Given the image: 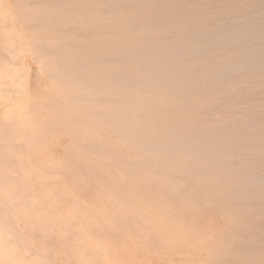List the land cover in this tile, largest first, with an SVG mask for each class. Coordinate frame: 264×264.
<instances>
[{"label":"rangeland","instance_id":"1","mask_svg":"<svg viewBox=\"0 0 264 264\" xmlns=\"http://www.w3.org/2000/svg\"><path fill=\"white\" fill-rule=\"evenodd\" d=\"M29 1L30 2L37 1V3L34 2L33 5H30L33 2L30 3ZM29 1L26 0V2H25V0H0V79L2 78L1 80L2 81L4 80V82L0 81V88L5 89V91L7 90V87H8V89H10V90H7V92H5L4 90H2V91L0 90V230H1L0 231V259H1L0 262H1V264H3V263L4 264H7V263L8 264L9 263L10 264H15V263L16 264H19V263L20 264H119V262H120V264H185V263L186 264H194V263L195 264H218V261L220 262L219 264H225V261H223L224 259L225 260L227 259L226 264H229V263L230 264H232V263L233 264H241V262L243 264H246L245 262H247V264H251V263L252 264H258L262 260L264 262V245H263L264 244V233H263L264 232V226H263L264 224L262 225V223H264V197H263L264 196V189H263L264 188V182L262 183V181L264 180V174H263L264 173L263 172L264 171V169H263L264 168L263 167L264 156H262V155H264V153L259 152L260 146H261V150L264 149V147L262 146L264 142L263 143L259 142V140L261 141L263 139V135H264V129H262V128H264V120L263 121L261 120V119H264V115L261 114V113L264 114V112H261L262 110H264V107H263L264 98H263V100L258 99L260 97H261L260 99H262V97L264 95V67H263L264 66L263 65L264 64V60H263L264 59V34H263L264 33V11H263L264 5H263V2L264 1L263 0H244V1L243 0H235L237 2H234V0L233 1L232 0H202L203 2H201V0H200V2H199V0H150V1L149 0H138V1L137 0H134V1L130 0V2H131L130 3L129 0H127L128 3H130L128 5H132V6H128L126 4L127 1L124 2L122 0L120 2L118 0L119 2H117V0L116 1L115 0H104L105 2L101 1L100 3L101 4L106 3V4L104 6L99 4V6H98V10H101V12L97 11L99 17L101 16V18H98V21H95V22L92 20L87 21L90 25H91V23H92V25H95L97 23L96 26H94V27H97V28L99 27L98 30L100 29V27L103 28V27H105L104 25H107L105 28L106 30L104 32H102L104 29L103 28L101 30L102 33L100 32V34H103V33L105 34V32H106V36L100 35L102 37L101 38L102 41L99 40L100 38H97L98 44H105L106 42H104V41H107V42L112 41V38L123 37L122 39H124V38L127 39V41H129L128 42L129 44L131 43L133 45L136 42L135 43V45H136L137 43L140 44V42H137V41L140 38H143V36H145L144 38H146L147 44H148V41H151L150 42L151 44L154 43L153 46H151V47L156 49L154 51H157V49H159L158 53H161L160 51H162V53H164V52L170 51V49H171V52H172V50L177 51V52L174 51L176 53L172 52L173 55H175V57H171L173 55H169V57H167V55H165V58H164V55L163 56L159 55V56L151 58L152 60H155V62L150 59V63H153V65H156V63H157L156 68H154L155 66L153 67L152 64L149 66V63L146 66L147 69L145 67H143V70H144L146 75H147L146 72H149L151 74L152 71H153L152 73L156 74V76H155V74H151V76H152L151 79L154 78L152 80H150V77H148V75L146 76L143 74V72H142L143 70L139 71V68H140V67H138L139 65L138 66L136 65L137 70L135 69L136 66H134V65H133L134 68H131V69L135 70V71L133 70L134 74L139 73L141 76H144L145 79L148 78L146 82H149L150 84L154 83V87L155 88L159 87L161 92L163 90H165V88H166L165 92H162V93L167 94L166 91L168 92V94H167L168 96H166L164 94L167 97V99L165 97V100H164L163 99L164 95L162 96V93L159 91L158 88H157L158 89L157 91L160 92L161 94L158 93L157 91H155L156 89H154L153 85L151 84V87H153V89H152L153 91H151L150 93L151 94L154 93V95L152 94V97L155 96L154 98L156 99V101H154V103H155L154 104L153 99H152L151 103H149V104H152L153 107L151 106V108H149V110H146V109H148L149 106L144 104V100L143 101L140 100L142 98V96H140L141 97L140 98L139 95H142L143 94L142 92L144 90L146 91L147 88L143 89V87L142 88L140 87L138 89H142V90L139 93H142V94H136L135 93L136 95H134L132 92V94L130 96V92H128L129 95L127 93L126 94L124 93L125 91L128 90L127 88H126L127 90L126 89L122 90V88H124L127 85H123L124 87L121 85L120 86V87H122L121 90H122V92L124 91L123 94L128 95L129 97L125 96V98H124L122 96L124 100H122L120 104L122 106L127 107V105H125V103L128 104L130 102L129 100H133V102L137 101L138 103H139V101H141V103L143 102L145 108L142 109V106H141L142 104L138 105L137 103H136V107H137V105L140 106L141 109L140 108H138V109L143 110V112H141L140 110H137V108H135V107H132L134 104L132 105L133 102L132 103L130 102V104L132 105L131 107L134 108V110L135 109L137 110V111L136 110L134 111L133 109H131L134 111L133 114L134 115L139 114L138 117L141 116L142 114H144V115H142V118H143V116H146V117L148 116L147 119L148 118L152 119L153 115L155 116L156 113L158 114L160 112V110H161L160 106L162 105V100H163V103H165L166 100H167V102L170 100L172 101V99H170V98H173V97H170V95L171 94L175 95V94H178V91H182L181 90L182 87H180V85H183L182 83H184V86H183L184 91L179 92V93H181V95L185 96V97H189L191 95L190 96L191 99L193 97L196 98L198 96L196 98V100H194V98H193V100L195 102L192 100L194 102L193 103L190 100V97H189L190 101L184 97L185 101L186 100L188 101V102L187 101L185 102L184 98L182 96H181V98H183V100L181 98H179L178 95H175L176 98H174V100H176L177 103H174V100H173V102L170 101L171 103H168L169 106H171L170 108L172 109V106H173V110H175L174 106L176 105V110L178 107V109L181 111V108H179V107L183 108V106L185 105L186 111L182 112V114H176V113H174V111H171L169 108L170 111L165 110V111H162L163 114H161L162 117L165 116V118H166L170 115L169 113L167 115V112H170V113L172 112V114L170 116L174 120H172V119L169 120L171 122V126L172 125H178V124L179 125L182 124L183 126L185 125L184 127H186V129H184L182 126V128L184 129V130L182 129V131H179V130H181V126H175V127L172 126L176 130L178 129V127H180L177 130V133L179 132L178 137H180V138L177 137V133L174 134V129L169 127L170 124H169L168 120H167L168 121L167 123H165L166 120H164L163 122L161 121L165 118L163 117V119H162V117L159 114L158 115L161 117L160 119H159V117H158V119L156 118L158 115L155 116L156 119L153 118V119H155L156 122H153L154 121L153 119H152L153 121L149 120L152 123L147 121V119H145V118L142 119L140 117V119H138L140 122L143 121L144 119L147 122L146 123L144 121L145 123L143 124V128L141 127L142 128L141 130H143V129L147 130V128L150 129V125L145 126V124H151L153 129H151V131L147 130V132H149V135H150V132L152 133L151 135H153V132L156 130L155 128H157L156 126L154 128L153 124H155V123L159 124L160 123V125L158 126V124H157V126H158V128L159 127L161 128V126H162L161 130L159 128V130H160L159 131L157 128L156 131L159 134L157 135L156 134L157 132L155 131L156 133L155 132L154 133L156 135L154 134L153 137H155V136H157L158 138L162 137V136H160L161 135L160 133H162V134L164 133V135H163L164 138H165V136L169 135V136H167V138L169 140H167L165 138L161 141V139L157 138L158 141H161L162 143L163 142L166 143L168 141H171L173 139V138L171 139V137H176V140H175L176 142H179V141L183 142L185 137H186V139L188 140V143L190 145L187 143H186L187 145L184 144L185 148L182 146L183 143L182 144H181V142L176 143L174 141V139L172 141L175 142L176 144H174L172 141H171V143H173L174 145L180 144L183 148H181V146H179V148L174 149V148L178 147V145L175 147L173 144L172 145L168 144L170 149L172 148L174 151L170 150V149H167V150H169V151H167L166 148H169V147H167L166 144H165L166 148L164 147L165 148L164 150L166 152L171 153L173 151L172 152L173 156L178 157V155H179V157L181 159H183V158L185 159V160L183 159L182 161L180 160L179 157L178 158L174 157V158H176L175 159L176 161H175L173 159V156L171 157L172 154L170 155L167 153V155H166V153H164V155H163V153H162L163 149H162L161 154H159L160 153L159 149L162 148V145H164V144H162V145H161V143L157 144L158 141L156 140V137L154 139H152L153 137H150L149 135L148 136L150 138H148L147 136H144L145 134H147V133L144 134V131H142L143 133H141L140 135L144 134L142 136H144L145 139L147 137L148 141H146L147 139L145 140L144 137L142 138V136H138L140 132L137 133V131H136L133 134V131H131V130L135 131L136 129H134L135 127L133 129H131L132 127L130 125L129 126L131 128L128 125L127 126L131 129L130 130L131 132L129 131L128 127L124 128L125 130H126V128L128 129L127 130L128 133L130 132L128 134L129 136L131 133L133 134V135L131 134L132 138L130 137V140H135V138H136L135 136H138L141 139L137 137L138 140L140 139L139 142L136 141L137 145L132 144V143H135V141H129V142H131L132 145H136V146H138V143H139L140 146L142 145V148L140 149V147L139 148L134 147L129 142L126 143V141L129 140L128 139L129 136L126 134L127 131L125 133L124 130L121 131L120 129H118L117 127H120L121 123L119 121L118 123H120V124H118L117 120H116L117 117H118V119L121 117L120 114H124V113H121L122 111L117 112V108L115 109L116 112H115V110H113V112L111 110H109L108 107H110V109L115 107V103L111 102L112 103L111 104L109 99H108V101H109L108 103L111 105L114 104L113 107L109 106V105L106 106L105 104H103L104 101L102 102V100H101L102 104L106 107H104L103 105H102V107H104V108L100 107V105H101L100 101H99L100 105H97V103H95V107H99L100 110L101 109L103 110V112L102 111L98 112L97 110H95V111L92 110V111H93V114H95V115H96V113H101L100 117H102V118H100V119L102 120V122L104 121L105 123L107 121H105L104 118H106V119L109 118V120H111L110 117L112 118L114 116L113 114H116L115 120H116V123L120 126L115 127L116 125H114L113 127L111 126L112 127L111 128L110 125H108L109 120L107 119L108 122H107L106 126L108 127V129L110 127V131H107V127L103 124L104 122L99 124V121L101 122V120L99 118L95 117L96 119H99V121L96 120L95 118H93V120H95V122H92V120L91 121L88 120V119H92L93 116L90 118H88V117L86 118V115L89 114L88 112L90 111V108H89V111L87 113L85 112L86 115H84V113H83V117H82V112L85 110H88L86 108H81L82 109L81 112L77 111L79 114L81 113V116L79 115L80 117L78 116V114H76L77 112L73 114V111L75 112V108H77L78 106L76 104L75 105L77 107L75 105L72 106L70 102H67V100H69V98H67L65 96L63 97L60 95L65 94L66 92H68V90L72 91L73 88H75L76 86L73 88L66 87L67 91L64 93L63 89L65 90V87L62 85L61 81H59L60 78L58 80V77L55 76L57 81L54 78H52L53 81L51 80V82H50V80H48V78L47 79L45 78L48 76L49 73L47 72L48 74L46 73L47 74L46 75L43 71L46 72V71L52 70L53 67L48 66L49 68H51V69H49L46 66L45 62H42V59L44 57L43 55L41 56L42 59L38 58L40 60V61L38 60L39 61L38 62L34 58L35 57V55H33L34 53L31 52V49L33 52H37V50H39L40 47H37L36 45L39 44L42 47L43 43H44V39L46 42L45 44H47V41H46L47 38H45V37H47L46 36L47 34L43 35L45 37L40 35V34H45V31L43 29V28L46 29L45 25L40 24L42 26H45L42 28L43 30H41L40 29L41 26L39 24H37V25L35 24L36 22L37 23L43 22L40 19H39V21H37L38 17L41 18L40 17L41 14L38 13V15H36L34 17H28V13L26 12V10L32 9V7H35L39 1L38 0H29ZM141 1L144 3H141ZM227 1L228 2L230 1V2L227 3ZM86 2H87V0L85 1V3ZM89 2L91 4H94L92 0L91 1L88 0V2L86 3L87 5L89 4L88 6L91 5ZM122 2H124V3H122ZM135 2L137 4H138V2L141 4L137 5ZM149 2L151 4H149ZM155 3H157V4H155ZM191 3H193L194 5ZM199 3H200V5H199ZM107 4L110 5L111 7L109 8ZM114 4H116V5L117 4H120V5L126 4L127 6L125 5V8H124L122 6H119V5L116 6ZM258 4H259V6H258ZM20 5H22L24 7L22 8V6H20ZM106 6L109 8L108 10L106 9L107 8ZM136 6H138V7H136ZM169 6H172L173 9L167 10V7H169ZM188 6L190 7L191 11H190ZM232 6H234L235 8ZM117 7L118 8L122 7V8L118 9ZM129 7L130 8L134 7V9L131 8L129 10ZM141 7L144 9H141ZM199 7H204V8H199ZM229 7H231V9L232 8L233 9L231 10ZM92 8H94V6H92ZM103 8H105L104 9L105 11L102 10ZM111 8H112V11H110ZM163 8H164V10H163ZM121 9H123V10H121ZM174 9L176 11H178L180 9V11H179L180 13H179V16H177V18L175 16L178 12L175 11L176 12V14H175ZM113 10H116V12H117V14L115 16L113 14V12H114ZM142 10H144V11H142ZM166 10L168 11V13H169V11L172 12V10H173V12L171 14L174 13L175 16H173L174 14L170 16V14H168V13H167L168 15L164 16V14H166L165 12H167ZM181 10L184 12L183 14L185 16H183V14H181V12H182ZM149 11H151V12H149ZM211 11H216V12L211 13ZM102 12L103 13L105 12V14H103ZM108 12H109V14H111V12H112L111 15L108 14L110 17L106 14ZM116 12H114V13H116ZM130 12H132V13H130ZM147 12H148V14H147ZM154 12H155V14H154ZM161 12L163 13L162 15H160ZM190 12H191V15L189 16ZM238 12H240L241 14ZM151 13H153V15ZM25 14H27V15H25ZM237 14H238V16H237ZM104 16H106V17H104ZM128 16L131 17V19L128 18ZM145 16L148 18L147 20H145L146 19ZM148 16H150V17H148ZM132 17H134V19H132ZM140 17L141 18L144 17V20H143V18L139 19ZM154 17H157V19H155ZM27 18L30 19V23H29ZM31 18H36V19L33 20ZM110 18H113L112 21H110ZM122 18H126V19L123 20ZM135 18H136V20H135ZM100 19H101V21L104 20L103 21L104 23L101 22ZM158 19L161 20L162 23L165 21L167 24L168 23L169 24L167 25L165 22L163 24L160 22L161 23L160 24L159 22H157V21H159ZM168 19H170V21L167 22ZM185 19H186V23L190 26L186 25L185 21H183L184 24H181L182 22L180 20H185ZM187 19H190L191 21L187 20ZM236 19L237 20L239 19V20L237 21ZM131 20L132 21L135 20L134 24L135 23L136 24L135 25L131 24V25L135 26L134 27L135 29L137 26L136 31L139 28L138 31L140 34L137 32V34H139L138 36L134 35V33H136V31H133V29H132L133 27L131 28L128 26V23H131ZM138 20L140 22L143 21V26L141 25L142 23H140ZM153 20L157 24L155 22L153 23L152 22ZM176 20H179V22L178 21L177 22L178 23L181 22V23L180 24L176 23ZM123 21H126V25L128 27L124 26L125 23ZM192 21H193L194 25H193ZM194 21H196V23ZM85 22H84V25H88V24H86L87 22L86 23ZM119 22H123L124 27H122V25ZM170 22H172L173 24L175 23V25H172V24L170 25ZM73 23L74 22H72L71 25L70 24L66 25L70 29L74 28L73 30H71V35H73L72 31L75 34V33H86L87 30H89L87 28L88 26L86 27L87 30H84L85 27H82L84 25L80 24L81 25V27H80V25L77 26V25H74ZM137 23H139V25ZM33 24H35L34 25L35 28L32 27ZM76 24H78V23H76ZM101 24H104V25L100 26ZM120 25H121V28L119 27ZM158 25H162V26H158ZM251 25H253V27H251ZM30 26L36 32H34L32 28H30V29H32V31H31L29 29ZM73 26H77L76 29L78 30L81 28V30L76 31L75 27H73ZM172 26H173V28H172ZM90 27L92 28L93 26H90ZM123 28H125V29L129 28L128 30L132 29V32H133V33H131L132 35L129 34L130 31L124 30V32H123ZM141 28L144 29V31L146 30V33L144 31L140 32ZM190 28L194 30V33L192 30H190ZM194 28H196V30ZM24 29H25V31H24ZM36 29H39V30L37 31ZM180 29L183 31H181ZM185 29H186V31H185ZM157 30H158V32H157ZM43 31H44V33H43ZM84 31H86V32H84ZM164 31H165V33H164ZM184 31L187 33L188 38L185 37L183 40H181L183 38L182 36L184 34L186 36V33ZM188 31H190V33H188ZM232 31L234 32V35H236L235 31H237V32L240 31L242 33L243 37L240 34L239 36L238 35L235 36L236 39H232L234 36L232 34L233 33ZM32 32L35 34H32ZM38 32H40V33H38ZM159 32L161 33V38H160ZM181 32H183V33H181ZM199 32H201V33H199ZM36 33L39 34V36H35V35H37ZM108 33H110V34H109V38L107 40ZM126 33H127V35H126ZM142 33H144V34L141 35ZM179 33L181 34V36H180L181 39L179 38V36H177ZM197 33H199V34L197 35ZM226 33H227V35H226ZM244 33L246 35L247 34H249V35L246 36ZM250 33H252L253 35L252 34L250 35ZM255 33H256V35H255ZM11 34L13 35L14 38L11 37L12 36ZM87 34H88V36H86L85 38L92 37L91 35L89 36V33H87ZM120 34L121 35L124 34L125 36L124 35L123 36H117ZM171 34L172 35L177 34L176 35L177 38L174 35L177 40H174L175 38L173 39V36H171V39H169ZM195 35H197V37H195ZM230 35L232 36V38L230 37ZM103 36H105L104 39H103ZM240 36L242 37L241 38L242 40L240 39ZM7 37L9 39H7ZM130 37H132V38H130ZM136 37H139V39L137 38V40H136ZM147 37H148V39H147ZM237 37L239 38L238 40H237ZM85 38H83L82 41ZM36 39L38 41L37 43H36ZM90 39H86V41L88 40V43H94V39H91V40ZM191 39L193 40V43H192ZM220 39H222V40H220ZM229 39H231L230 40L231 44L229 43ZM260 39H261V41H260ZM32 40H34V42ZM160 40H161V42H160ZM172 40H174V41H172ZM187 40H189V41H187ZM218 40H220V41H218ZM98 41H100V42H98ZM113 41H114V39H113ZM143 41H144V39L141 42L143 43ZM162 41L163 42L168 41V42L163 43ZM179 41L180 42L182 41L183 44H182V42L178 43ZM186 41H187V43H186ZM170 42L172 44L173 49L170 46ZM172 42H174V46H173ZM28 43H29V45H28ZM84 43L88 44L86 42H84ZM168 43H169V45H168ZM232 43H234V44H232ZM48 44H49L48 48L50 47V49H52L53 48V47H51L52 45L50 46V43H48ZM157 44H159V46ZM176 44H179V45L182 44L181 46L183 48L179 47V45H177L178 46L177 47ZM245 44H247V45H245ZM30 45H31V47H30ZM167 45L169 47H167ZM35 46L37 47L36 51L34 50ZM191 47H192V49H191ZM258 47H262L263 49L258 48ZM9 49H12L13 51L11 52ZM178 50L179 51L184 50L183 56H180V53L182 54V52L179 53ZM72 51H74V49H72ZM75 51H76V54H77V52L78 53L83 52L82 50H75ZM186 51H187V53H186ZM216 51H217V53H216ZM40 53L44 54L43 52H40ZM230 53H231V55H230ZM74 54H72V55H74ZM37 55L38 54H36V57H40L39 55H41V54H39L38 56ZM44 55H46V54H44ZM109 55H110V53H109ZM109 55H106L104 57L107 58V56L109 57ZM111 55H112V52H111ZM189 55H191V56H189ZM207 55H210L211 57L208 58ZM257 55H259V56H257ZM49 56L44 58V59H48L49 61H52L51 60L52 58L49 59ZM12 57H13V61H11ZM50 57L55 58V56H50ZM178 57L179 58L182 57L181 58L182 60L179 61ZM227 57L231 58V59L229 58L230 59V60H228L229 62H227ZM31 58L32 59L34 58L36 61L32 60ZM166 58H167V60H166ZM191 58L193 60H191ZM159 59H160V61H158ZM201 59H202V61H201ZM43 61H46V63H48L47 65H49V61L48 62H47V60H43ZM253 61H255V62L253 63ZM11 62L13 64H11ZM174 62H175V64H174ZM182 62H184V64ZM199 62L202 65L197 64ZM102 63H99V64H102ZM186 63L187 64L189 63L187 65L188 68H186V66H184V65H186ZM246 63H250L251 66L249 67V64L246 65ZM261 63H262V66H260ZM103 64H105V63H103ZM103 64L101 67L97 65L98 69L101 68V70L102 69L104 70L105 68H102V67H104ZM108 64H110V63H108ZM158 64H159V67H158ZM165 64H167V65H165ZM208 64H209V66H208ZM220 64H221V66H220ZM241 64H243L241 67H243V66L244 67L242 69H239L238 67H240ZM160 65H161V67H160ZM217 65L220 67H217ZM231 65H232V67H230ZM44 66H46V67H44ZM129 66H131V65H129ZM183 66L186 69L181 70L182 68H184ZM233 66H237V69ZM108 67H109V65H108ZM260 67H261V70H260ZM10 68L11 69L13 68V69L11 70ZM175 68H176V71L174 70ZM189 68H191L190 69L191 71L189 70ZM219 68H221V69H219ZM140 69H142V68H140ZM210 69H211V71H210ZM24 71H25V73H23ZM26 71H27V73H26ZM136 71H139V72H136ZM217 71H218V73H217ZM234 71H236V72H234ZM17 72L19 73V75ZM42 72H43L44 76L42 75ZM159 72H160V74H159ZM161 72H163V73H161ZM228 72H230V74ZM233 72L235 74H232ZM11 73H13V74L16 73V74H14V76L12 75L14 77V80L12 79L13 77L11 78ZM52 73L53 72L51 71V74ZM51 74H49V76ZM150 74H149V76H150ZM161 74H163V75H161ZM221 74H223V75H221ZM171 75H172V78L174 75V79L177 77L175 80H177L178 83L176 81L173 82L171 77H170L171 81L168 80L170 78H168L167 76H171ZM185 75H187V77H185ZM188 75L190 76V78H188L189 77ZM191 75L193 77H191ZM21 76H23V77L21 78ZM102 77H100V79ZM183 77H185V79L188 80V82ZM196 77L199 79L195 80ZM5 79H6V81H5ZM9 79H10L11 83H9ZM179 79L181 80V83H180ZM201 79H203L204 81ZM163 80H165L166 82H168V81L169 82L167 84H166V82H164L165 84L163 83L164 84L163 85L162 84ZM194 80L196 81V83ZM157 82H160L161 84H159V83L157 84ZM237 82H239V83H237ZM55 83H56V85L53 86ZM200 83L205 84V85L201 84V89L199 88L200 90H203L204 87H205V90H207V89L209 90V88H210V90L208 92L203 90V93L200 92L201 94L198 93V94H200V95H198L196 92L200 91L198 89V87H200ZM60 85H62V86H60ZM193 85H196V86L193 87ZM197 85H199V86H197ZM227 85H229L228 87H230V89L227 87ZM172 86H174V87H172ZM218 86H220V87H218ZM196 87L199 91L198 90L196 91ZM225 87H226V89H224ZM167 88H169V89H167ZM170 88L172 89V91ZM175 88H176V90H174ZM192 88H195V91L194 90L191 91L190 89H192ZM227 88L229 89L230 92L227 91L228 90ZM53 89H55V90H53ZM57 89H58V91H57ZM59 89H62V90L59 92ZM148 89L150 90L151 88H148ZM185 89H189L190 91L189 90L185 91ZM214 89H215V91H213ZM222 89L224 91L223 95H222V91H221ZM76 90H78V89L76 88ZM225 90H226V92H229L230 94L229 93L224 94ZM8 91H10V93ZM13 91H14V93H12ZM102 91H101L102 93L100 92L98 95L96 94L95 96H98L100 98L104 97L106 95L107 96L105 98H108V97L111 98L114 96V94H112V96L109 94L110 96H108V93L105 94L106 92L104 90H102ZM193 91H194V93H192ZM212 91H213V93H212ZM218 91H220V92H218ZM61 92H63V93H61ZM72 92L74 93L76 91L74 90ZM147 92L149 93V91H147ZM147 92H145L144 95L147 94ZM217 92L221 93V95L218 94ZM232 92H234V93H232ZM81 93H87V92H81ZM121 93L119 92V95H123ZM216 93H217V95H216ZM53 94H54V96H52ZM155 94H157L158 96ZM214 94H215V97L213 96ZM119 95L116 94V97L118 96L120 99L121 96H119ZM132 95H134L135 97L137 96L139 98V100H137V98H136L134 101ZM160 95H161L162 100L160 98H158ZM187 95H189V96H187ZM90 96H94V95H90ZM147 96H148V94H147ZM150 96L147 98L145 95L144 97H146V99L149 100V99H151ZM44 97H46V98H44ZM58 97H60V99ZM122 97H121V99H122ZM144 97L142 99H144ZM199 97H201V98H199ZM249 97H251V99ZM47 98L49 99V101ZM64 98H65V100H64ZM66 98H67V100H66ZM105 98L103 100H105ZM244 98H246V100L249 103L250 102L252 103L254 101V102H256V104H258V103H260V104H258L259 106L258 105L256 106V104L254 106L253 104L250 103L251 106H249V105H247L249 103H247L246 101H245L246 103L241 102L242 100H245ZM113 99H114V97H113ZM126 99H129V100H126ZM168 99H170V100H168ZM177 99H179V100H177ZM127 101H128V103H127ZM159 101H161V102H159ZM232 101L234 103H236V101H238V102H237V104H234ZM178 102H180L181 104H179ZM198 102L200 104H202V105H200V107L197 106V104H199ZM201 102H203L205 105L203 106V103H201ZM206 102H210V104H212V105H210L209 103H206ZM46 103H48V104H46ZM50 103H53L54 105L53 104L50 105ZM60 103L64 104V105H60ZM67 103H69V104L67 105ZM156 103H158V104H156ZM225 103H227L226 105H228V106L230 105L229 107L233 106L234 113L233 112L231 113L230 109H232V108L226 107ZM239 103H243L241 105L243 108L244 107L245 108L248 107V108L247 109L244 108V110H242V107H240ZM159 104H160V106H159ZM168 104H166L164 106H167V108H168ZM192 104H193V107L197 106L196 107L197 109L194 110V114H193V111L188 112V109H190L192 107ZM208 104L210 106L209 109H208ZM233 104L235 106L238 105L239 109H241V111H239V113H240L239 117L238 116L235 117L236 114L239 115V113L237 110L238 108L236 107L237 108L236 109ZM66 105H67L68 109L66 108ZM155 105H158V106H155ZM58 106H60V108ZM186 106L187 107L189 106V108L187 109ZM218 106H220V107L218 108ZM79 107H80V105H79ZM95 107H94V109H95ZM154 107H156L155 109L157 111L152 109ZM204 107H205L206 111H208V110L210 111V109H211V115H210L209 111L207 112L208 114L205 112ZM225 107L228 109L226 110ZM251 107L252 108L255 107V109L257 107V109L259 108V109H261V111L260 110L257 111V109L253 110ZM69 108L70 109L72 108L71 110H73V111L70 110L72 113V116H69V114H68V113H70ZM99 108H98V110H99ZM199 108L200 109L202 108L203 111L200 110ZM60 109L61 110L65 109L69 112L63 110L65 112H67V113H64L66 115L65 116L64 114L61 113L63 111H61ZM83 109H85V110H83ZM91 109H93V108H91ZM107 109H108V111H110V113H113L112 116H109ZM144 109H145V111H144ZM150 109L154 110V111L151 110V112H152V114H153V112L155 114L152 115L149 112ZM217 109L218 110L220 109L219 111H220L221 116L228 115L230 117L228 118L226 116L227 119H224V117L219 118L220 116H219V112H217L218 111ZM57 110H58V113H60V116L57 113ZM179 110H177V111H179ZM196 110H198V111H196ZM229 110H230V112H229ZM245 110H247V111H245ZM146 111H147V113L149 112L150 116H149V114L146 115L147 114ZM182 111H183V109H182ZM213 111H215V113ZM243 111H244V114L242 113ZM259 111H260V114L262 116L259 113H256ZM94 112H96V113H94ZM104 112H106V114L108 113L109 117L107 115L105 117ZM139 112H141V114ZM185 112H188V113L192 112L190 114L191 115L193 114V119L191 118L192 120H189V121H190V123L192 122L193 126L195 125L194 127L189 125V122L187 125L191 126L190 128H189V126L187 127L186 124H183V122H181V120H183L187 123L188 118L192 117L191 115H188V113H186V115H185L184 114ZM246 112L248 113V115L245 114ZM250 112L254 113V117H253V113L251 116V117H253V120L252 119L250 120V117H249ZM71 113H70V115H71ZM90 113H91V111H90ZM117 113H120L119 114L120 116L119 115L117 116ZM165 113H166V115H165ZM179 113H181V112H179ZM173 114H174V117L172 116ZM183 114L185 116H188V117H185ZM212 114H214V115H212ZM130 115L128 114L129 117H130ZM194 115H196L198 117H195L196 118L195 119ZM201 115L203 117H201ZM256 115L258 116L259 120H257ZM124 116H125V114L122 117H124ZM128 116H126L125 118L127 119ZM133 116H132V119L134 118V120H136L138 118L136 116H135L136 118ZM170 116H169V118H170ZM204 116H207L206 119H208V118L209 119L205 120ZM213 116H217V117L219 116V117L217 119V117L215 118ZM98 117H99V114H98ZM114 117L112 118V120L114 119ZM178 117H179L181 123L178 121L179 120L178 119V120H176V121H178L177 123L172 124V122H175V118L177 119ZM210 117L213 119L212 121H211ZM232 117H235L236 119H241L242 121L237 120L238 122H236V119L235 118L232 119ZM244 117H245V120H244ZM126 119L121 118L122 121L126 120ZM128 119H131V117ZM128 119L126 120V122L123 121V122H125L124 124H126V123L129 124V123L133 122V121L127 122V121L132 120V119L131 120H128ZM215 119L216 120L220 119L219 123L221 122V119H224L225 122L223 120H222V122H224V125L226 126L225 127L226 130H228V128H229V127L227 128V126H230L231 130L230 129L229 130L232 132L224 131L225 128L222 131L221 130L222 126L224 127L223 123L219 124V123H217V121L214 123L213 121ZM246 119H247V121L250 120L248 122V124L246 123ZM84 120H86V121H84ZM112 120L110 123L111 125L115 124V123H112V122H114ZM157 120H158V122H157ZM203 120H205L206 123H209L210 126L209 125L208 126L210 127V130H212L213 129L212 127H214V126H211V124L213 123V125H215L217 123L218 127L220 126V128H216V126H217V124H216L213 131L215 130V132H216L218 129V131L220 130L221 133H220V131L219 132L217 131L218 134H216V133L214 134L213 131H212V133H210L211 131L208 130L207 126L205 127V125H207V124L204 123ZM87 121H89V122H87ZM96 121L98 123H96ZM139 121H138V123H139ZM200 121H203V123H202L203 128L200 127L201 125L199 126L198 124H195V122L199 123ZM226 121L227 122L231 121L230 122L231 124L229 122L226 123ZM193 122H194V124H193ZM244 122L246 123V125H244ZM138 123L135 122L136 125ZM161 123H163L165 125H162ZM234 123H236V125H232ZM254 123L259 125V127H262L261 130H263V131H261L260 128L258 127L259 130H257V132H256V129H258V128H256L257 125L255 126ZM260 123H261V126H260ZM102 124L105 126V128ZM124 124H122V125H124ZM237 124H238V126H241L240 128L237 127V128H239L238 130L236 129ZM242 124H243V127H242ZM88 125H89V127H88ZM140 125H142V123ZM98 126L103 127V129H101ZM144 126L145 127L148 126V127L145 129ZM121 127H122L121 129H123V126H121ZM136 127H138V126H136ZM199 127H200V129H199L200 131L202 129H204L206 132L210 131V132H208L209 134L205 132L206 133L205 136L203 133V135L201 134L202 136H200V134L198 135L201 138L195 137V136H197L195 134L197 133V129ZM139 128L140 127H138V129ZM166 128H167V130H166ZM193 128L196 131V133L193 131L195 134L193 132H191L189 134L188 132H190L191 129L193 130ZM232 128L235 131L232 130ZM111 129H114V130H111ZM115 129L120 130V132L116 131L118 134H121V132H123L121 134L122 136L121 135L118 136V134L117 135L115 134V136H114V135H112L113 133L110 134V132L111 131L114 132ZM104 130H106V131H104ZM141 130L139 129V131H141ZM152 130H153V132H152ZM186 130H188V131H186ZM199 130H198V133L204 132V130H202L201 132H199ZM252 130H255V131H252ZM163 131H165V132H163ZM168 131H172L173 134L167 133ZM116 132H114V133H116ZM222 132H223V134H222ZM228 132H230V133H228ZM136 133H137V135H136ZM166 133H167V135H166ZM123 134L125 136L127 135L128 137L126 136L127 138H124ZM186 134H187V136H186ZM191 134H194L195 136L191 135ZM211 134L212 135L214 134L213 135L214 139H216L217 142H219L222 138H224V136L227 138V140L225 141L224 139H226V138H224L222 140L225 142H223L222 140L220 141V143L222 142L221 143L222 145L220 144L221 145L220 147L218 145V147L220 148V149L218 148L219 150L217 148H215V146L217 147V144H216L217 142L213 141L214 144H216L213 147V142L210 141V143L212 144V147H211V144H210V147L215 149V150L211 151V152L214 151V153L207 155V154H205L206 152L210 153V147H209V139L210 138L209 137L211 136V138H213ZM215 135H217V137H215ZM218 135H220V137ZM240 135H241V137H240ZM117 136H118V138L120 137L121 140L118 139ZM191 136L194 137V138L192 137L193 139L191 138L193 141L190 139ZM221 136H222V138H221ZM245 136H247L246 139H245ZM248 136L251 138L249 139ZM112 137H113V139H112ZM181 137H182V139L183 138L184 139L182 140ZM187 137H189V138H187ZM218 137L220 138V140H218ZM238 137H240V139ZM233 138H235V139H233ZM236 138H238V139H236ZM257 138H258V141H256ZM142 139L146 143H148V142L151 143V145L149 144V147H153L152 143L154 144L155 140H156L155 146L157 145L159 151L157 152L158 154L155 152L154 156L158 157L159 155H161V158L165 157L166 160L168 159L169 161L167 160V163H166V161L164 163L163 159L161 160L160 156H159V158H155L154 156H152L154 153V152L152 153L153 150L150 153L148 152L149 156L146 157V155H147L146 150L148 148L145 145L148 146V144L141 142V141H143ZM186 139H185V141H186ZM214 139H210V140H214ZM124 140H125V142L123 143L122 141H124ZM177 140H179V141H177ZM203 140H205V141H203ZM229 140H232L233 142L229 141ZM234 140H238L237 142L239 144H240V142H239V140H240L241 143L244 142V145L247 141L250 142L251 145H254V144L258 145V143H260V144L258 146H256V148H255V145L249 146L248 151L250 150V147L254 148V151L252 149L251 150L255 153V155L253 152H251L253 154L252 155L250 153L251 150L249 152H247L244 149V147L246 148L247 145H249V143L246 144L245 146L243 145V143L241 144V146L238 144L240 147L239 150L242 151V152H239V150H237L238 149L237 144H236L237 146L235 145L234 147H232L233 143L235 144ZM254 140L257 143L254 142ZM150 141H152V142H150ZM191 141H192V143H191ZM199 141H201L203 143H201ZM263 141H264V139H263ZM120 142H122L123 144ZM193 142H195V143L199 142L200 144H196V145L194 144L195 146L194 145L192 146L191 144H193ZM204 142H206L208 145H206V143H204ZM227 142L232 143L231 146L229 145L230 148L228 147V149H227V146H228ZM90 143H94L93 146L95 144H97V145L102 144V148L106 152V154H105V152L103 151L105 155H107L111 150V153H112L111 157L112 158L110 157V153L108 154L109 158H110L109 162L111 163V165L108 164V166L110 165L109 170H107L108 168L106 169V167L104 165L106 162L109 163L108 160L105 163L102 161L104 158L108 159L107 158L108 155H107V157L105 155H102L103 154L101 152L102 149L100 148L101 151L99 152V150H98L99 147L94 146L97 148V149L94 148V150L95 149H96V151L98 150L96 156H94V154H93L94 152L91 149ZM118 143H120V144L118 145ZM142 143L145 144L144 147L147 148L145 150V152L142 151V149H144ZM224 143L227 144V146H224L225 148L223 147ZM127 144L129 146L131 145V148H129V146L127 147L126 146ZM201 144H204L205 147ZM103 145L105 147H103ZM160 145H161V147H160ZM188 145L191 148L193 147V149L195 147V150L197 152H195L193 149H188L189 147L188 148L186 147ZM197 145H200L201 147H203V149L201 148V150H204V148H209V149H208V151L205 149L206 151L202 153L201 150L198 151V149L200 147ZM89 146H90V148L88 149ZM93 146H92V148H93ZM172 146H174V147H172ZM157 147H155V149ZM257 147L259 148V151H258ZM105 148H107L109 150V152ZM234 148H236V152H235ZM137 149L140 151V153H143V156H141V154L138 153ZM151 149H154V148H151ZM179 149H180V151H179ZM224 149L234 150V151H232L233 154L230 151H226V154H225ZM242 149H244L245 151H243ZM149 150H150V148H149ZM220 150H223V152ZM156 151H157V149H156ZM237 151H238V153H237ZM199 152L202 155H204L205 158H207L206 159L207 162L204 160V157ZM215 152H217V154H219V155H222V156L224 155V159L227 156V153L230 152L229 155L230 154H231V156L234 155V158L232 157V159H231V156H230V159H228L229 157H226V160H223L221 157V160H220L219 155H216ZM98 153H99V156H102V157L105 156V157L102 158V160H100V157H98ZM100 153H102V154H100ZM151 153H152L151 158L153 157L152 159L154 161H155V159H156V161H157V159L158 160L160 159V161L155 163L157 165L153 164L154 162L152 159L151 160L149 159ZM183 153H185V154L183 155ZM194 153H195V155H194ZM213 154H215L216 156H214ZM119 155L122 158H123L122 155H125V158L121 159L119 157ZM206 155H207V157H206ZM93 156H94V159H93ZM134 156L138 157V159ZM140 156H141V158H140ZM162 156H164V157H162ZM168 156H169V158H168ZM251 156H252V158H251ZM95 157H96V159H95ZM198 157L201 158V160L202 159L203 160L202 161L199 160ZM128 158H130L134 162H132L131 160L129 161ZM119 159H121L124 162L126 159V161L128 160L131 163H135L136 161H138L139 163L137 162V164L144 162L145 165L142 164V166L143 167L145 166V167L143 168V167H141V165H137L135 163V165L137 166V168L135 167L136 169L140 170L142 168L141 172L136 170L135 173L137 175H135V174H134L135 176L134 175H131V176L128 175V177H127V173L130 174V172L127 171L126 169L128 167L130 168L131 164L127 161L130 165L127 163V166H126V164H125L126 162L123 163ZM111 160H113V161H111ZM187 161H190V162H187ZM203 161H204V163H203ZM243 161H244V163L250 162L252 167L249 166L250 164L244 165ZM252 161H254V163H252ZM256 161H258V165H257ZM113 162L115 163L114 165L117 166L118 168L115 169V167L112 165ZM148 162H150V163L153 162L152 163L153 166H152V164H149L150 165L149 166L147 164ZM159 162H161V163H159ZM180 163L185 164V165L187 163V164H189V167H187L188 166L187 165L185 168H183V166H185V165H182ZM190 163L191 164L193 163L192 164L193 166H191ZM196 163H198V164L201 163V164L199 165V167L198 166L196 167L195 165H198ZM255 163H256V166H254ZM165 164L169 165L170 170L168 167H167L168 168L167 170L165 169L166 168V167H164ZM178 164L181 165L180 169H179V167L178 168L176 167V165L178 166ZM222 164L223 165L225 164L224 165L225 167L228 166L229 169H226L225 167H223ZM230 164H232L231 168H234V169L236 168V170H233V169L230 170ZM101 165L103 166V168ZM122 165H124L127 168H125ZM133 165L134 164H132V166ZM146 165H148L151 170L146 169L147 168ZM167 165H165V166H167ZM172 165H174L173 166V172H171L172 171V169H171ZM201 165L204 167L207 166L205 170H209L211 173V177L214 178V179L212 178V180H216V181L213 182L212 180H210L211 177L208 176L209 172L205 171ZM209 165H210V167H209ZM159 166H160V168H159ZM190 166H191V169H190L191 172L190 173H192L194 175L193 176L189 173L191 175V177L189 174H187L188 173L187 170L190 168ZM240 166H243V167H240ZM257 166H259V167L257 168ZM260 166L263 168H261ZM195 167L199 168V169L203 168L202 170H204L205 173H201V172H204L202 170H200L201 172L199 170H198V172L194 171ZM217 167L222 169L224 173L222 171H220V169H218ZM135 168L132 167V169H135ZM216 168L218 169V171ZM238 168H239V171H237ZM103 169H105L106 171H109V173L107 174V172H105V170H103ZM117 169H119L120 172ZM164 169H165V171H164ZM176 169H179V171ZM182 169H183V171H184V169L185 170L187 169L185 171V176H184V172H183V174L181 173L182 175L180 174V171L182 172ZM115 170H117V172ZM155 170H157V171H155ZM168 170L171 172L170 176L172 175V173L174 175H176V172L178 171L177 175L174 177H173V175L171 177L167 176V175H169V174L166 175ZM212 171H214L213 174L216 173V175L218 174L217 172L220 171L219 174L221 176H222V174L224 175V177L223 176L222 177L225 179V181L227 179H229V180L232 179L231 182L228 180V182H227L228 186H226L225 183L222 184L223 181L222 182L219 181L220 178L222 180V177L221 176L219 177V174H218V177L214 175L216 177L215 178L212 174ZM235 171L238 172L239 176H236L237 172H235ZM239 172L240 173L241 172H243V173L247 172L246 173L247 175L245 174V176L242 173V175L246 179L244 177H242V175L239 174ZM133 173H134V170L131 171V174H133ZM138 173H141L140 175L143 176L142 177V180H144L143 182L140 181L141 177ZM178 173L180 174L181 177L178 175ZM206 173H208V174H206ZM40 174H42V176ZM142 174L146 175V178H149V179L147 180L146 178H144L145 176ZM152 174L154 176L156 175V177L154 178L152 176ZM163 174H164V176H163ZM203 174L205 175V177H208V179L206 178V180H204L205 177ZM227 174H229V176ZM11 175H13V176H11ZM200 175H203V177ZM240 175H241L242 179L240 178ZM248 175H251V177L252 176L253 177L251 178L249 176L250 177V179H249ZM232 177H234V178H232ZM238 177L240 178L239 180H242V181L246 180V182H242V181L238 180L240 183H238V181H237V183H238V185H237V183H235L236 182L235 178L238 179ZM2 178H5V179H2ZM195 178H197V182H195L196 181ZM217 178H219V180H218L219 183L217 181ZM256 178H259L260 180H258ZM253 179L256 181L258 180L257 182H259V183L257 184L256 181H255V183L252 182V181H254ZM208 180L212 181V182L209 183ZM159 181H161V182H159ZM198 182H199V184H197ZM216 182H217V184H221L223 186L222 187L220 185L221 190H223V191L212 186L215 183L216 187L217 186L219 187V185H217ZM241 182H242V184H241ZM247 182H251V183H247ZM234 183H235V186H233V188H232V185H234ZM209 184L212 187H210ZM177 185H181V186L178 187ZM197 185H199V186H197ZM257 185H259V186H257ZM195 186H197V188L199 187L198 191L196 190L197 188L196 189L194 188ZM237 186H238V188H236ZM170 187H172V188H170ZM174 187L177 190L176 192L175 191L172 192ZM213 188H214V191H216L215 189H217V194H216V192H215L216 195L213 193L215 195L214 200L211 199V197H210L211 193L214 192ZM224 188L226 191H230L231 194L235 195V198L230 197L229 195H227L228 197L225 198L226 196L224 194L227 192L224 190ZM219 191L223 192V193H219ZM239 191L243 193V194L241 193L242 196L240 194L241 198H239V196L236 195L237 193H239ZM70 192H71V194H70ZM66 193H68V194H66ZM234 193H236V194H234ZM228 194H229V192H228ZM214 195H211V196L214 198ZM217 195H219L218 197H220V198H222L224 196L225 199L219 200ZM256 196H258V197H256ZM118 197H121V199H119ZM216 197L218 200H216ZM253 197H254V199H252ZM108 198H110V199H108ZM116 198H118L119 201H122V199L125 200V201L123 200L121 203L117 199V201L120 203V205L121 206L123 205L122 206L123 208H124V206H126L127 207L126 210H127L130 206H132V209L129 208L124 213V210L121 208V206L120 207L118 206L119 204H116V205H115V203L113 204V201L116 202L115 201ZM245 200H248V201L245 202ZM208 201H210V202H208ZM128 203H131V204H129L130 206L128 205ZM103 204L105 205L104 206L105 208H102ZM116 206L119 207V208L117 207V210H116ZM229 206H232V207H229ZM118 209H120L119 212H118ZM130 209L132 211H135V212L133 213L132 211H130ZM133 209H135V210H133ZM126 212L127 213L129 212V215L134 214L137 216H134V217L129 216V217L134 218V219L130 218L131 219L130 220L129 217L127 216L128 214H126ZM7 213H8V215H7ZM138 213H140V214H138ZM116 215L118 217L120 215L121 219H123V220H121L120 217L117 218ZM259 216H261V217H259ZM8 217H9V219H8ZM124 217H125V219L126 218L127 219L125 220ZM135 217H136V219H135ZM128 219L130 221H128ZM258 219H259V221H258ZM203 222H205V223H203ZM207 222H208V224H207ZM260 224L263 227L259 228V226H261ZM235 229H237V230H235ZM258 229H260V230L258 231ZM7 236L9 239L6 238ZM203 236H205V237H203ZM226 236H227V238H232V240L227 239ZM213 237H214V239H213ZM220 237H222V238H220ZM217 240H219V241H217ZM258 240L261 242H259ZM210 241L213 243H210ZM224 241H226V242L224 243ZM227 241L229 244H227ZM199 243H200V245H199ZM230 243L232 245L234 244L236 246V249L234 248V245L232 246L235 250H237V248L240 247L242 249L241 252L243 255L239 251L240 248L237 250L239 252L234 250L235 253H239V254L234 253L236 256L234 254H232V252H234V251L231 252L232 247H231ZM256 243H257V245H256ZM220 244H222L223 246L225 245V247H224L225 249L229 245V247H231V249L227 248L225 251H223L224 248L222 246H221L222 247L221 248ZM202 245L204 248L202 247V249H200L201 248L200 246H202ZM226 245H227V247H226ZM258 245H259V247H258ZM166 246H167V249H166ZM173 246H175V247H173ZM205 246H207V247H205ZM213 246H214V248H213ZM237 246H239V247H237ZM168 247H170V248H168ZM196 247H198V249ZM217 247H218V251H217ZM219 248L222 249V251L224 253L226 251L228 252L230 250L229 254L227 252L225 253L224 256L226 258L221 256V254L223 252ZM170 249L172 250L173 253L171 251L168 252V250H170ZM173 249H174V251H173ZM206 249L208 251H211L212 254H213V251H217L216 253L218 255L217 254H215V255L213 254L214 256L212 255L213 257H216V258H212V256H209V254L207 255L206 253H210V252H207ZM201 250H202V252H201ZM250 250H251V252H250ZM186 251H187V253H186ZM194 251H195V253H194ZM197 251H199V252H197ZM220 252H222V253L220 254ZM183 253H185V256H183L184 255ZM191 253H193V254L191 255ZM198 253H203V254L201 255ZM101 254L103 255V257H100ZM226 254H228V255H226ZM260 254H261V256H259ZM229 255L230 256L234 255V256H231L229 258ZM104 256H106V259ZM220 256L222 257V259ZM108 257H109V260H108ZM205 257H206V260H205ZM217 257H218V260H217ZM259 257H261L260 261H259ZM101 259H103V260H101ZM117 259H119V260H117ZM207 259H209V260H207ZM121 260H122V262H121ZM247 260H249V261H247ZM115 261H116V263H115ZM263 262H261L260 264H264Z\"/></svg>","mask_w":264,"mask_h":264},{"label":"bare ground","instance_id":"2","mask_svg":"<svg viewBox=\"0 0 264 264\" xmlns=\"http://www.w3.org/2000/svg\"><path fill=\"white\" fill-rule=\"evenodd\" d=\"M28 1H29V0H28ZM38 1H39L38 4H36L37 1H34V2H36V3H35L36 6L38 5L37 7H36V6H35V7H32V9H28V10H26V12L28 13V17H34V16L38 15V13L41 14V16H40L41 18H39V17L37 16V17H38V18H37V19H38L37 21H39V19H40V20L43 21V22H42V23H40V22L37 23V22H36L35 24H36V25H37V24H39V25H40V24H43V25L46 26V29H47V30H46L45 28H43V27H45V26L40 25L41 27H40V26H39V27H40L41 30L44 29V31H45V34H40L41 36L47 34V35H46L47 37L43 36V37L47 38V40H46V41H47V44H45L46 42H45V39H44V43H43V46H42V47H41L39 44L36 45L37 47H40L39 50H37V52H38V51H39V52H38V53H37V52H33L32 49H31V52L34 53V54H33V55H35L34 58H35L37 61H38L39 59H42L41 56L43 55L44 57H43V59H42V62H45V64H46L47 67H48V66H49V67H50V66L53 67L52 70H49L50 72H49V71H46V72L43 71L45 74H46L47 72H48L49 74H51V71L53 72V73H52L53 75L51 74L50 76H49V74L47 73L48 76L45 77V78H46V79L48 78V80H50V82H51V80L53 81L52 78H54V79L56 80L55 76L58 77V80H59V78H60L59 81H61L62 85L65 87V90L63 89V92H64V93L67 91L66 87L73 88V87L76 86V87L73 88V90H72V91L75 90L76 92L73 93L71 90H70V91L68 90V92H66L65 94L60 95V96H63V97L65 96V97L69 98V100H67V98H66V100H67V102H70L72 106H74V105L76 104V105L79 107V105H80L79 108L75 105L79 110H78L77 108L74 107V108H75V112H74L73 110H71L72 108H71V109L69 108V111H70V110L73 111V114H74V113H76L77 111L81 112V111H82L81 108H86V109H88V110L83 109V110H85V111L82 112V117H83V113H84V115H86V113L89 111V108H90V111H91L92 114H91L90 111H89L88 113H89L91 116H90L89 114H87V115H86V118H87V117L90 118V117L93 116L92 119H88V120H90V121L92 120V122H95V120H93V118H95V117H97V118H99V119L102 118V117H100V116H101V113H96V112H97V111H98V112H99V111H100V112H101V111L103 112V110H102V109L100 110L99 107H95V103H97V105H100V102H101V100H102V102L104 101L103 104H105L106 106L109 105V106H112V107H113L114 104H113V105H111V104H112V103H115V107H114V108H112V109H110V107H108V108H109V110H111L112 112H113V110H115V109L117 108V112L122 111L121 113H124V114H125V116L122 117L124 114L117 113V116L120 114L121 117H120L119 119H118V117H117V119H116V120H117V123L120 121L121 126H123V129H121L122 127H121L120 125H118V124H120V123H118V124L116 123V120H115V118H116L115 115H116V114L110 113V111H108V109H107V111H108V113H109V116H112V114L115 116V117L113 116V117H114L113 120H112L113 117H112V118L110 117V119H111L112 121H114V122H112V123H115V124H112V125L110 124V123H111V120H109V118H107V119L109 120V122H108V120H107L106 118H104L105 121H107V122L109 123L108 125H110V127H111V126L113 127L114 125H116L115 127L120 126V127H117V128L120 129L121 131L124 130L125 133H126V131H127L128 129H129V131H130L131 129H133V128L135 127V128H134V129H136L135 131H134V130H131V131H133V134H134V132L137 131V133L140 132L138 136H142V135H144L145 133H147V134H145L144 136H147L148 138L153 137V135L157 132L156 130H157L158 126L160 125V123H159V124H158V123L153 124V127H154V128H155V126L157 127V128H155V129H156V130H155L156 132L154 131V132H155V133H154L153 130H152L153 135H151V134H152L151 132H150V135H149V132H147V130H148V131H151V129H153L152 126H151V124H145V126H146V125H148V126L150 125V129L147 128L148 126H147V127L144 126L145 129L147 128V130H144V129L141 130V129L143 128V124L146 122L145 119H147L148 116H147V117H146V116H143V118H145V119H144L143 121L140 122L138 119H140V117L142 118V115H144V114H142V115L139 116V117H138L139 114L134 115L133 113H134V111H135L136 109L134 110V108H132V107H135V108H137V110H140L141 107L138 106V105H139V104H142L141 106H142V109H143V108H145V107H144V104H145V105L149 106L148 109H146V110H149V108H151L152 104H149V103H151L152 99H153V103H154V101H156V99L154 98L155 96L152 97V94L154 95V93H152V94L150 93L151 91H153L152 89H153V87H154V83H153V84L151 83V84L153 85V87H151V84H150L149 82H146L147 79H148L147 77H146L147 79H145V77H144V76H141L139 73H138V74H137V73L134 74L133 72H134L135 70H134V69H131V68H134L133 65H134V66H136V65L138 66V65H139L138 67L142 68V69L139 68V71H140V70H143V67L146 68V66L148 65V63H149V66H150L151 64L153 65V63H150V59H151V58L156 57V56H159V55H160V56H163V55H164V58H165V55H167V57H169V55H173V53H176L177 51L174 50V51H176V52H174V51L172 50V52H173V53H172V52H171V49H170V51H167V52H164V53H162V51H160L161 53H158V52H159V51H158L159 49H157V51H154V50H156V49L151 47V46H153L154 43L151 44V43H150L151 41H148V44H147L146 38H144L145 36H143V38H140V39H139V37H136V40H137V38L139 39L137 42H140V44L137 43L138 45H137V44L135 45L136 42H135L133 45H132L131 43L129 44V43H128L129 41H127V39H125V38L122 39L123 37L112 38V41H108V42H107V41H104V42H106L105 44H98V43H97V40H98L97 38H100L99 40H101L102 37H101L100 35H105V36H106V32H105V34H104V33H103V34H100V32H101V30H102L103 28H104V29H103L102 32H104V31L106 30L105 28H106L107 25L101 24L100 26L104 25L105 27H103V28L100 27V29L98 30L99 27H98V28H97V27H94V26H96V24H97V23L95 24L94 22H95V21H98V18H101V16L99 17L97 11H100V12H101V10H98V6H99V4H101L100 2H101V1L103 2L104 0H92L94 4H91V3L89 2V3L91 4V5H90L91 7L88 6L89 4H88V5L86 4V3L88 2V0H87L86 3H85L86 0H38ZM90 1H91V0H90ZM115 1H116V0H115ZM119 1L121 2L122 0H119ZM119 1L117 0V2H119ZM123 1L126 2L127 0H123ZM131 1H132V0H131ZM133 1H134V0H133ZM137 1H138V0H137ZM149 1H150V0H149ZM232 1H233V0H232ZM243 1H244V0H243ZM243 1H242V2H243ZM263 1H264V0H263ZM16 2H17V1H16ZM25 2H26V0H25ZM29 2H30V1H29ZM32 2H33V1H32ZM32 2H30V3H32ZM34 2H33L32 4H30V3H29V4H30V5H33ZM104 2H105V1H104ZM108 2H109V1H108ZM117 2H116V3H117ZM124 2H122V3H124ZM129 2H130V0H129ZM152 2H153V1H152ZM185 2H186V1H185ZM192 2H193V1H192ZM199 2H200V0H199ZM201 2H203V1L201 0ZM229 2H230V1H229ZM229 2L227 1V3H229ZM234 2H237V1L234 0ZM258 2H259V1H258ZM261 2H262V1H261ZM261 2H260V3H261ZM39 3H40V4H39ZM84 3H85V4H84ZM130 3H131V2H130ZM130 3H128V1L126 2L127 5L130 4ZM132 3H133V2H132ZM135 3H136V2H135ZM141 3H144V2L141 1ZM141 3L138 2V4H141ZM145 3H146V2H145ZM188 3H189V2H188ZM193 3H194V2H193ZM193 3H191V4H193ZM215 3H216V2H215ZM223 3H224V2H223ZM18 4H19V3H18ZM105 4H106V3H105ZM105 4L102 3L101 5L104 6ZM109 4H110V3H109ZM120 4H121V3H120ZM120 4H117V5L122 6V7L125 8V5H126V4H124V5H120ZM136 4H137V3H136ZM138 4H137V5H138ZM147 4H148V3H147ZM149 4H151V3L149 2ZM149 4H148V5H149ZM155 4H157V3H155ZM225 4H226V3H225ZM232 4H233V3H232ZM253 4H254V3H253ZM101 5H100V6H101ZM107 5H108V4H107ZM114 5H116V4H114ZM117 5H116V6H117ZM127 5H126V6H127ZM193 5H194V4H193ZM199 5H200V3H199ZM210 5H211V4H210ZM263 5H264V2H263ZM20 6H22V5H20ZM92 6H94V8H92ZM128 6H132V5H128ZM155 6H156V5H155ZM166 6H167V5H166ZM182 6H183V5H182ZM195 6H196V5H195ZM197 6H198V5H197ZM238 6H239V5H238ZM258 6H259V4H258ZM23 7H24V6H22V8H23ZM106 7H107V6H106ZM108 7L110 8L111 6L108 5ZM108 7L106 8L107 10L109 9ZM122 7H120V8H122ZM136 7H138V6H136ZM185 7H186V6H185ZM188 7H189V6H188ZM188 7H187V8H188ZM232 7H234V6H232ZM236 7H237V6H236ZM100 8H101V7H100ZM100 8H99V9H100ZM115 8H116V7H115ZM117 8H118V7H117ZM120 8H118V9H120ZM131 8L134 9V7H131ZM131 8L129 7V10H130ZM179 8H180V7H179ZM199 8H204V7H199ZM229 8L231 9V7H229ZM234 8H235V7H234ZM104 9H105V8H103L102 10L105 11ZM141 9H144V8L141 7ZM158 9H159V8H158ZM169 9L171 10V9H173V7H172V6L167 7V10H169ZM175 9H176V8H175ZM175 9H174V12L177 10V9H176V10H175ZM180 9H181V8H180ZM180 9H179L178 11H176V12H178V13H177L178 15H177L176 12H175L176 16H175L174 13H173L174 15L171 14V13L173 12V10H172V12L169 11V13H168V11L166 10L167 12H165L166 14H164V16L170 14V16L173 15V16H175V17L177 18V16H179V13H180L179 11H180ZM189 9H190V7H189ZM195 9H196V8H195ZM195 9H194V10H195ZM197 9H198V8H197ZM232 9H233V8H232ZM232 9H231V10H232ZM56 10H57V11H56ZM107 10H106V11H107ZM121 10H123V9H121ZM124 10H125V9H124ZM126 10H127V9H126ZM163 10H164V8H163ZM192 10H193V9H192ZM110 11H112V8H111ZM110 11H109V12H110ZM113 11L116 12V10H113ZM127 11H128V10H127ZM138 11H139V10H138ZM142 11H144V10H142ZM152 11H153V10H152ZM155 11H156V10H155ZM181 11H182V10H181ZM190 11H191V9H190ZM263 11H264V10H263ZM109 12L106 13V14L108 15ZM114 12H113V14H114V16H115V15L117 14V12H116V13H114ZM128 12H129V11H128ZM128 12H127V13H128ZM149 12H151V11H149ZM159 12H160V11H159ZM159 12H158V13H159ZM162 12H163V11H162ZM162 12L160 13V15L163 14ZM212 12H216V11H211V13H212ZM223 12H224V11H223ZM249 12H250V11H249ZM22 13H23V12H22ZM102 13H103V12H102ZM130 13H132V12H130ZM139 13H140V12H139ZM158 13H157V14H158ZM167 13H168V14H167ZM183 13H184V12L182 11L181 14H183ZM193 13H194V12H193ZM209 13H210V12H209ZM238 13H240V12H238ZM103 14H105V12H104ZM111 14H112V12H111ZM111 14H109V15H111ZM135 14H136V13H135ZM141 14H142V13H141ZM147 14H148V12H147ZM151 14L153 15V13H151ZM154 14H155V12H154ZM186 14H187V13H186ZM240 14H241V13H240ZM240 14H239V15H240ZM258 14H259V13H258ZM261 14H262V13H261ZM25 15H27V14H25ZM25 15H24V16H25ZM100 15H101V14H100ZM109 15H108V16H109ZM138 15H139V14H138ZM190 15H191V12H190L189 16H190ZM17 16H18V15H17ZM112 16H113V15H112ZM136 16H137V15H136ZM136 16H135V17H136ZM139 16H140V15H139ZM150 16H151V15H150ZM150 16H148V17H150ZM154 16H155V15H154ZM183 16H185V15L183 14ZM186 16H187V15H186ZM237 16H238V14H237ZM253 16H254V15H253ZM102 17H103V16H102ZM104 17H106V16H104ZM109 17H110V16H109ZM109 17H108V18H109ZM202 17H203V16H202ZM202 17H201V18H202ZM116 18H117V17H116ZM120 18H121V17H120ZM128 18L131 19V17H129V16H128ZM142 18H143V20H144V17H142ZM142 18L140 17L139 19H142ZM145 18H146L145 20L148 19L146 16H145ZM152 18H153V17H152ZM154 18L157 19V17H154ZM160 18H161V17H160ZM160 18H159V19H160ZM165 18H166V17H165ZM247 18H248V17H247ZM21 19H22V18H21ZM27 19H28V18H27ZM31 19L34 20V19H36V18H31ZM103 19H104V18H103ZM112 19H113V18H110V21H112ZM122 19L124 20V19H126V18H122ZM130 19H129V20H130ZM132 19H134V17H132ZM155 19H154V20H155ZM159 19H158V20H159ZM161 19H162V18H161ZM174 19H175V18H174ZM244 19H245V18H244ZM91 20L94 21L93 23H94L95 25H92V23H91V25H90V24L87 22V21H91ZM135 20H136V18H135ZM135 20H133V21L131 20V23H128V26H129V27H131V28L133 27V28H132L133 31H136V29H137V26H136V29H135V28H134L135 26H132V25H131V24H134ZM154 20L152 21L153 23L155 22ZM164 20H165V19H164ZM187 20H190V19H187ZM236 20H237V19H236ZM238 20H239V19H238ZM238 20H237V21H238ZM28 21H29V23H30V19H28ZM85 21H86L87 23H86ZM100 21H101V19H100ZM103 21H104V20H103ZM103 21H101V22H103ZM105 21H106V20H105ZM108 21H109V20H108ZM126 21H127V20H126ZM126 21H123L125 24H124L123 22H119V23L122 25V27H124V26H127V25H126ZM138 21H139V20H138ZM156 21H157V20H156ZM168 21H170V19H168L167 22H168ZM172 21H173V20H172ZM177 21L179 22V20H176V23H178ZM180 21L182 22V23L180 22L181 24H184L183 21H185V24L188 25V24L186 23V19H185V20H180ZM190 21H191V20H190ZM207 21H208V20H207ZM237 21H236V22H237ZM33 22H34V21H33ZM72 22H74L73 24H74V25H77V26H79L80 24H81V25H84V22H85V23L88 24V25H84V26H82V27H85L84 30H87V28H88L89 30H87V32L84 31V32H86V33H75V34H74V32L72 31L73 35H71V30H73L74 28H71V29H70V28H69L68 26H66V25H68V24L71 25ZM101 22H100V23H101ZM117 22H118V21H117ZM139 22H140V21H139ZM157 22H159V23L161 22V23H162L161 20H159V21H157ZM164 22H165V21H164ZM164 22H163V23H164ZM187 22H188V21H187ZM194 22L196 23V21H194ZM200 22H201V21H200ZM205 22H206V21H205ZM224 22H225V21H224ZM236 22H235V23H236ZM76 23H78V24H76ZM103 23H104V22H103ZM110 23H111V22H110ZM140 23H142L141 25L143 26V21H141ZM144 23H145V22H144ZM155 23H156V22H155ZM161 23H160V24H161ZM163 23H162V24H163ZM165 23H166V22H165ZM180 23H178V24H180ZM192 23H193V21H192ZM206 23H207V22H206ZM222 23H223V22H222ZM31 24H32V23H31ZM31 24H30V25H31ZM35 24H33L32 27H34ZM98 24H99V23H98ZM105 24H106V23H105ZM108 24H109V23H108ZM123 24H124V26H123ZM135 24H136V23H135ZM135 24H134V25H135ZM137 24L139 25V23H137ZM156 24H157V23H156ZM156 24H155V25H156ZM166 24H167V23H166ZM168 24H169V23H168ZM168 24H167V25H168ZM171 24H172V25H175V23L173 24L172 22H170V25H171ZM81 25H80V27H81ZM89 25H90V26H93V27L91 28ZM121 25L119 26L120 28H121ZM144 25H145V24H144ZM149 25H150V24H149ZM193 25H194V23H193ZM200 25H201V24H200ZM253 25H254V24H253ZM253 25H251V27H253ZM77 26H73V27H75V29H76ZM87 26H88V27H87ZM128 26H127V27H128ZM158 26H162V25H158ZM180 26H181V25H180ZM184 26H185V25H184ZM188 26H190V25H188ZM197 26H198V25H197ZM201 26H202V25H201ZM254 26H255V25H254ZM20 27H21V26H20ZM32 27L30 26L29 29L32 28ZM36 27H37V26H36ZM86 27H87V28H86ZM109 27H110V26H109ZM109 27H108V28H109ZM119 27H118V28H119ZM144 27H145V26H144ZM147 27H148V26H147ZM164 27H165V26H164ZM198 27H199V26H198ZM202 27H203V26H202ZM34 28H35V27H34ZM42 28H43V29H42ZM78 28H79V27H78ZM120 28H119V29H120ZM167 28H168V27H167ZM172 28H173V26H172ZM174 28H175V27H174ZM32 29H33V28H32ZM32 29H30V30L32 31ZM128 29H129V28H128ZM128 29L123 28V32H124V30H127V31H130L129 34L133 33V32H132V29H131V30H128ZM181 29H182V28H181ZM181 29H180V30H181ZM183 29H184V28H183ZM186 29H187V28H186ZM186 29H185V31H186ZM194 29L196 30V28H194ZM1 30H2V29H1ZM36 30L38 31L39 29H36ZM41 30H40V31H41ZM79 30H81V28L78 29V30L76 29V31H79ZM82 30H83V29H82ZM121 30H122V29H121ZM138 30H139V28H138ZM138 30L136 31V33H134V35H137V36H138V35L140 34ZM168 30H169V29H168ZM174 30H175V29H174ZM190 30H192L193 33H194V30H193V29L190 28ZM204 30H205V29H204ZM24 31H25V29H24ZM33 31H34V29H33ZM44 31H43V33H44ZM47 31H48V32H47ZM49 31H50V32H49ZM107 31H108V30H107ZM142 31H144V29L141 28V31H140V32H142ZM172 31H173V30H172ZM176 31H177V30H176ZM178 31H179V30H178ZM181 31H183V30H181ZM185 31H184V32H185ZM249 31H250V30H249ZM27 32H28V31H27ZM34 32H36V31H34ZM102 32H101V33H102ZM137 32H138L139 34H137ZM144 32L146 33V30H145ZM157 32H158V30H157ZM161 32H162V31H161ZM173 32H174V31H173ZM207 32H208V31H207ZM232 32H233V31H232ZM235 32H236V33H235L236 35L239 36V35L241 34V36H242V33H241L240 31H238V32L235 31ZM9 33H10V32H9ZM38 33H40V32H38ZM87 33H89V36L91 35V36L93 37V38H92V37H90V38H91V39H94V43H88V40L86 41V39H90L89 37L85 38L86 36H88ZM111 33H112V32H111ZM159 33H160V32H159ZM164 33H165V31H164ZM175 33H176V32H175ZM181 33H183V32H181ZM185 33H186V32H185ZM188 33H190V31H188ZM199 33H201V32H199ZM199 33H197V35H198ZM230 33H231V32H230ZM230 33H229V34H230ZM237 33H238V34H237ZM247 33H248V32H247ZM253 33H254V32H253ZM32 34H35V33L32 32ZM36 34H37V33H36ZM109 34H110V33H108V35H107V40H108V38H109ZM113 34H114V33H113ZM129 34H128V35H129ZM143 34H144V33H142L141 35H143ZM162 34H163V33H162ZM172 34H173V33H172ZM172 34L170 35V38H169V39H171V36H173V39H174L175 36L177 35V34H176V35L174 34V35H175V36H174V35H172ZM191 34H192V33H191ZM232 34L234 35V32H233ZM232 34H231V35H232ZM244 34H245V33H244ZM251 34H252V33H250V35H251ZM259 34H260V33H259ZM263 34H264V33H263ZM8 35H9V34H8ZM11 35H12V34H11ZM29 35H30V34H29ZM114 35H115V34H114ZM123 35H124V34H122V35L120 34V35H117V36H123ZM126 35H127V33H126ZM131 35H132V34H131ZM131 35H130V36H131ZM159 35H160V38H161V33H160ZM182 35H183V34H182ZM197 35H195V37H197ZM206 35H207V34H206ZM221 35H222V34H221ZM226 35H227V33H226ZM231 35H230V37L232 38ZM236 35H234L232 39H236V38H235ZM245 35H246V34H245ZM245 35H244V36H245ZM247 35H249V34H247ZM247 35H246V36H247ZM252 35H253V34H252ZM255 35H256V33H255ZM33 36H34V35H33ZM35 36H39V34H37V35H35ZM105 36H103V39H104ZM124 36H125V35H124ZM146 36H147V35H146ZM167 36H168V35H167ZM177 36H179V38L181 39V37H180L181 34H180V33H179ZM177 36H176V38H177ZM193 36H194V35H193ZM199 36H200V35H199ZM241 36H240V39L243 37V36H242V37H241ZM246 36H245V37H246ZM11 37H13V35H12ZM28 37H29V36H28ZM141 37H142V36H141ZM182 37H183V38H182L181 40H183L185 37H187V33H186V36H185V34H184ZM189 37H190V36H189ZM205 37H206V36H205ZM228 37H229V36H228ZM252 37H253V36H252ZM255 37H256V36H255ZM259 37H260V36H259ZM261 37H262V36H261ZM13 38H14V37H13ZM83 38H85V39H84L85 41H84V40L82 41ZM130 38H132V37H130ZM176 38H175L174 40H177ZM187 38H188V37H187ZM253 38H254V37H253ZM7 39H9V38L7 37ZM38 39H39V38H38ZM77 39H78V40H77ZM79 39H80V40H79ZM91 39H90V40H91ZM113 39H114V41H113ZM134 39H135V38H134ZM143 39H144V41H143V43H142L141 41H142ZM147 39H148V37H147ZM162 39H163V38H162ZM238 39H239V38L237 37V40H238ZM243 39H244V38H243ZM257 39H258V38H257ZM10 40H11V39H10ZM90 40H89V41H90ZM105 40H106V39H105ZM174 40H172V41H174ZM197 40H198V39H197ZM220 40H222V39H220ZM220 40H218V41H220ZM230 40H231V39H229V43L231 42ZM241 40H242V39H241ZM12 41H13V40H12ZM26 41H27V40H26ZM32 41L34 42V40H32ZM42 41H43V40H42ZM80 41H81V42H80ZM92 41H93V40H92ZM92 41H91V42H92ZM101 41H102V40H101ZM158 41H159V40H158ZM169 41H170V40H169ZM187 41H189V40H187ZM187 41H186V43H187ZM191 41H192V43H193V40H192V39H191ZM195 41H196V40H195ZM227 41H228V40H227ZM239 41H240V40H239ZM256 41H257V40H256ZM260 41H261V39H260ZM37 42H38V41H37V39H36V43H37ZM82 42H83V43H82ZM84 42H86V43H88V44H85ZM98 42H100V41H98ZM160 42H161V40H160ZM162 42H163V41H162ZM164 42H168V41H164ZM164 42H163V43H164ZM181 42H182V41H181ZM181 42L179 41L178 43H181ZM184 42H185V41H184ZM48 43H50V46L52 45L51 47H53V48H52L53 50L50 49V47L48 48V46H49ZM132 43H133V42H132ZM156 43H157V42H156ZM172 43H173V46H174V42H172ZM212 43H213V42H212ZM238 43H239V42H238ZM256 43H257V42H256ZM31 44H32V43H31ZM40 44H41V43H40ZM90 44H91V45H90ZM182 44H183V42H182ZM182 44H180V45H179V44H176V46L179 45V47H182V46H181ZM213 44H214V43H213ZM230 44H231V43H230ZM232 44H234V43H232ZM260 44H261V43H260ZM12 45H13V44H12ZM28 45H29V43H28ZM41 45H42V44H41ZM45 45H46V46H45ZM157 45L159 46V44H157ZM161 45H162V44H161ZM168 45H169V43H168ZM168 45H167V47H169ZM222 45H223V44H222ZM245 45H247V44H245ZM36 46H35V49L33 48L35 51H36V49H37ZM162 46H163V45H162ZM170 46H171V48H172V44H171V42H170ZM183 46H184V45H183ZM212 46H213V45H212ZM212 46H211V47H212ZM30 47H31V45H30ZM160 47H161V46H160ZM177 47H178V46H177ZM187 47H188V46H187ZM193 47H194V46H193ZM217 47H218V46H217ZM236 47H237V46H236ZM251 47H252V46H251ZM17 48H18V47H17ZM17 48H16V49H17ZM182 48H183V47H182ZM185 48H186V47H185ZM237 48H238V47H237ZM258 48H262V47H258ZM72 49H74V51H75V50H82L83 52H82V53H78V52H77V54H76V51L74 52V51H72ZM160 49H161V48H160ZM163 49H164V48H163ZM172 49H173V48H172ZM175 49H176V48H175ZM177 49H178V48H177ZM189 49H190V48H189ZM191 49H192V47H191ZM204 49H205V48H204ZM250 49H251V48H250ZM262 49H263V48H262ZM9 50H10L11 52L13 51L12 49H9ZM50 50H51V51H50ZM256 50H257V49H256ZM7 51H8V50H7ZM44 51H45V52H44ZM183 51H184V50H183ZM183 51H179V50H178L179 53L182 52V54L180 53V56H183V54H184ZM187 51H188V50H187ZM187 51H186V53H187ZM192 51H193V50H192ZM208 51H209V50H208ZM211 51H212V50H211ZM40 52H43V53L46 54L47 56L44 55V54H42V53H40ZM73 52H74L76 55H75ZM111 52H112V55H111ZM220 52H221V51H220ZM15 53H16V52H15ZM35 53L38 54V55L41 54V55H39L41 58H40V57H36V54H35ZM109 53H110V55H109ZM209 53H210V52H209ZM209 53H208V54H209ZM214 53H215V52H214ZM216 53H217V51H216ZM249 53H250V52H249ZM16 54H17V53H16ZM72 54H74V55H72ZM157 54H158V55H157ZM241 54H242V53H241ZM17 55H18V54H17ZM17 55H16V56H17ZM38 55H37V56H38ZM49 55H50V56H55V58H54V57H50ZM106 55H109V57L107 56V58H105L104 56H106ZM212 55H213V54H212ZM230 55H231V53H230ZM230 55H229V56H230ZM252 55H253V54H252ZM48 56H49V59L52 58V59H51L52 61H49L48 59H44V58H46V57H48ZM189 56H191V55H189ZM207 56H208V58L211 57L210 55H207ZM236 56H237V55H236ZM257 56H259V55H257ZM8 57H9V56H8ZM10 57H11V56H10ZM13 57H14V56H13ZM13 57L11 58L12 60H11L10 58H9V59H10L11 61H13ZM171 57H175V55H173V56H171ZM171 57H170V58H171ZM185 57H186V56H185ZM232 57H233V56H232ZM246 57H247V56H246ZM34 58H33V59L31 58V59H32V60H35ZM38 58H39V59H38ZM181 58H182V57H181ZM181 58L178 57L179 61L182 60ZM229 58H230V57H227V62H229L228 60L231 59V58H230V59H229ZM243 58H244V57H243ZM173 59H174V58H173ZM196 59H197V58H196ZM223 59H224V58H223ZM256 59H257V58H256ZM256 59H255V60H256ZM18 60H19V59H18ZM20 60H21V59H20ZM36 60H35V61H36ZM43 60H47V62L49 61V65H47L48 63H46V61H43ZM151 60H152V59H151ZM166 60H167V58H166ZM191 60H193V59L191 58ZM207 60H208V59H207ZM219 60H220V59H219ZM252 60H253V59H252ZM263 60H264V59H263ZM39 61H40V60H39ZM39 61H38V62H39ZM152 61L155 62V60H152ZM158 61H160V59H159ZM173 61H174V60H173ZM201 61H202V59H201ZM214 61H215V60H214ZM223 61H224V60H223ZM241 61H242V60H241ZM42 62H41V63H42ZM50 62H51V63H50ZM102 62L105 63V64H103ZM168 62H169V61H168ZM196 62H197V61H196ZM221 62H222V61H221ZM244 62H245V61H244ZM254 62H255V61H253V63H254ZM14 63H15V62H14ZM99 63H102V64L104 65V67H102V68H105L104 70L102 69L103 71H102L101 68H100V67L102 66V64H99ZM108 63H110V64H108ZM159 63H160V62H159ZM178 63H179V62H178ZM182 63L184 64V62H182ZM182 63H181V64H182ZM194 63H195V62H194ZM194 63H193V64H194ZM11 64H13V63L11 62ZM18 64H19V63H18ZM45 64H44V65H45ZM98 64H99V65H98ZM107 64L109 65V67H108ZM162 64H163V63H162ZM162 64H161V65H162ZM174 64H175V62H174ZM188 64H189V63H188ZM188 64L186 63V65H184V66H186V68H188V66H187ZM197 64H200V62L197 63ZM203 64H204V63H203ZM248 64H249V67H250V66H251L250 63H246V65H248ZM41 65H42V64H41ZM41 65H40V66H41ZM97 65L100 66V67H99L100 69H98ZM127 65H128V66H127ZM129 65H131L132 67L129 66ZM156 65H157V63H156ZM156 65H153V67L155 66L154 68H156ZM161 65H160V67H161ZM165 65H167V64H165ZM191 65H192V64H191ZM200 65H202V64H200ZM200 65H199V66H200ZM214 65H215V64H214ZM224 65H225V64H224ZM242 65H243V64H241L240 67H241ZM244 65H245V64H244ZM252 65H253V64H252ZM263 65H264V64H263ZM46 66H44V67H46ZM106 66H107V67H106ZM137 66L135 67V69L137 68ZM149 66H148V67H149ZM180 66H181V65H180ZM184 66H183V67H184ZM208 66H209V64H208ZM220 66H221V64H220ZM220 66L217 65V67H220ZM227 66H228V65H227ZM254 66H255V65H254ZM257 66H258V65H257ZM260 66H262V63L260 64ZM49 67H48V68H49ZM123 67H124V68H123ZM127 67H128V68H127ZM158 67H159V64H158ZM174 67H175V66H174ZM230 67H232V65H231ZM233 67H235V68L237 69V66H233ZM240 67H238V68H239V69H242L244 66L241 67V68H240ZM252 67H253V66H252ZM263 67H264V66H263ZM41 68H42V67H41ZM149 68H150V67H149ZM149 68H148V69H149ZM177 68H178V67H177ZM179 68H180V67H179ZM181 68H182V67H181ZM186 68L184 67V68H182L181 70H184V69H186ZM224 68H225V67H224ZM10 69H11V68H10ZM10 69H9V70H10ZM12 69H13V68H12ZM12 69H11V70H12ZM43 69H44V68H43ZM49 69H51V68H49ZM146 69H147V68H146ZM160 69H161V68H160ZM190 69H191V68H189V70H190ZM219 69H221V68H219ZM247 69H248V68H247ZM256 69H257V68H256ZM133 70H134V71H133ZM136 70H137V69H136ZM151 70H152V69H151ZM157 70H158V69H157ZM157 70H156V71H157ZM174 70L176 71V68H175ZM187 70H188V69H187ZM234 70H235V69H234ZM254 70H255V69H254ZM260 70H261V67H260ZM139 71H136V72H139ZM147 71H148V70H147ZM149 71H150V70H149ZM154 71H155V70H154ZM159 71H160V70H159ZM175 71H174V72H175ZM190 71H191V70H190ZM210 71H211V69H210ZM229 71H230V70H229ZM14 72H15V71H14ZM21 72H22V71H21ZM43 72H42V75L44 76ZM142 72H143L144 75H146L145 72H144V70H143ZM150 72H151V71H150ZM152 72H153V71H152ZM152 72H151V74H155V73H152ZM185 72H186V71H185ZM234 72H236V71H234ZM234 72H233L232 74H235ZM239 72H240V71H239ZM239 72H238V73H239ZM17 73H18V72H17ZM23 73H25V71H24ZM26 73H27V71H26ZM132 73H133V74H132ZM146 73H147L148 77H150V80L154 79V78L151 79L152 76H151V74H150L149 72H146ZM161 73H163V72H161ZM211 73H212V72H211ZM217 73H218V71H217ZM228 73L230 74V72H228ZM254 73H255V72H254ZM14 74H16V73H14ZM14 74L11 73V78L14 76ZM47 74H46V75H47ZM149 74H150V76H149ZM159 74H160V72H159ZM190 74H191V73H190ZM190 74H189V75H190ZM214 74H215V73H214ZM12 75H13V76H12ZM18 75H19V73H18ZM20 75H21V74H20ZM147 75H146V76H147ZM161 75H163V74H161ZM189 75H188V76H189ZM221 75H223V74H221ZM15 76H16V75H15ZM102 76H103V77H102ZM155 76H156V74H155ZM176 76H177V75H176ZM214 76H215V75H214ZM22 77H23V76H21V78H22ZM39 77H40V76H39ZM100 77H102V78L100 79ZM153 77H154V76H153ZM167 77H168V78H170V77L172 78V75H171V76H167ZM185 77H187V75H185ZM185 77H183V78L185 79ZM191 77H193V76L191 75ZM16 78H17V77H16ZM19 78H20V77H19ZM19 78H18V79H19ZM40 78H41V77H40ZM49 78H50V79H49ZM171 78L168 79V80L171 81ZM176 78H177V77H176ZM176 78H175V79H176ZM178 78H179V77H178ZM183 78H182V79H183ZM188 78H190V76H189ZM200 78H201V77H200ZM1 79H2V78H1ZM1 79H0V81H2ZM12 79L14 80V77H13ZM175 79H174V75H173L172 81H173V82H174V81L177 82V80H175ZM196 79H199V78L196 77L195 80H196ZM226 79H227V78H226ZM234 79H235V78H234ZM55 80H54V81H55ZM159 80H160V79H159ZM168 80H167V81H168ZM179 80H180V79H179ZM185 80H186V79H185ZM195 80H194V81H195ZM201 80H203V79H201ZM222 80H223V79H222ZM229 80H230V79H229ZM5 81H6V79H5ZM56 81H57V80H56ZM59 81H58V82H59ZM186 81L188 82V80H186ZM189 81H190V80H189ZM197 81H198V80H197ZM203 81H204V80H203ZM223 81H224V80H223ZM225 81H226V80H225ZM2 82H4V80H3ZM15 82H16V81H15ZM164 82H166V81L163 80V81H162V84H163ZM168 82H169V81H168ZM168 82H166V84H167ZM184 82H185V81H184ZM245 82H246V81H245ZM9 83H11V82H10V79H9ZM61 83H60V84H61ZM158 83L161 84L160 82H157V84H158ZM177 83H178V82H177ZM180 83H181V80H180ZM193 83H194V82H193ZM195 83H196V81H195ZM203 83H204V82H203ZM203 83H200V87H198V89H199V88L201 89V84H203ZM237 83H239V82H237ZM241 83H242V82H241ZM157 84H156V85H157ZM164 84H165V83H164ZM164 84H163V85H164ZM182 84H183V85H180V87H182L181 90L184 91V89H183L184 83H182ZM188 84H189V83H188ZM218 84H219V83H218ZM242 84H243V83H242ZM246 84H247V83H246ZM49 85H50V84H49ZM55 85H56V83H55L53 86H55ZM62 85H60V86H62ZM121 85H122V86H123V85H127L128 87H127V86H125V87L123 86L124 88H122V87H120ZM156 85H155V86H156ZM189 85H190V84H189ZM203 85H205V84H203ZM229 85H230V84H229ZM229 85H227V87H228ZM249 85H250V84H249ZM169 86H170V85H169ZM186 86H187V85H186ZM194 86H196V85H193V87H194ZM197 86H199V85H197ZM220 86H221V85H220ZM220 86H218V87H220ZM232 86H233V85H232ZM119 87H120V88H119ZM140 87H141V88L143 87V89H146V88H147V90H146V91L144 90V91L142 92L143 94H142V93H139V92H141V90H142V89H138V88H140ZM172 87H174V86H172ZM177 87H178V86H177ZM208 87H209V86H208ZM234 87H235V86H234ZM21 88H22V87H21ZM54 88H55V87H54ZM76 88H77L78 90H76ZM121 88H122V90L127 88L128 90L126 89L127 91H125V92L123 91V92H124L125 94H126V93L128 94V92H130V96H131V94H132V92H133L134 95H136V94H142V95H139V97L142 96V98H143L145 95H146L147 98L151 95V96H150L151 99L148 100V99H146V97H144V99H142V98L140 97V98H141V99H140L141 101L144 100V104H143V102L141 103V101H139V103H138L137 101H135V99L137 98V100H139V98H138L137 96L135 97L134 95H132V97H133V99H134L135 102H133V100H129V99H126V100H129L131 103L133 102L132 105L134 104L135 106H134V105L132 106V105L130 104V102L128 103V101H127L128 104L125 103V105H127V107L122 106L120 103H121L122 100H124L123 97H124V98H125V96L129 97V96H128L129 94H128V95L123 94ZM148 88H151V89L149 90ZM157 88L159 89V87H157ZM157 88L154 87V89H156L155 91L158 90ZM186 88H187V87H186ZM228 88L230 89V87H228ZM228 88H227V89H228ZM235 88H236V87H235ZM167 89H169V88H167ZM170 89H171V88H170ZM198 89H197V87H196V91H197ZM200 89H199V90H200ZM220 89H221V88H220ZM224 89H226V87H225ZM229 89H228L227 91H229ZM231 89H232V88H231ZM0 90H1V91H2V90L5 91V89H2V88H0ZM7 90H10V89H8V87H7ZM7 90H6L5 92H7ZM17 90H18V89H17ZM20 90H21V89H20ZM53 90H55V89H53ZM61 90H62V89H59V92H60ZM99 90H100V91H99ZM102 90H104V91L106 92L105 94L108 93V96H110V95L112 96V94H114V96H113L114 99H113V97H111V98H110V97L105 98L107 95L104 96V97H101V98L98 97V96H95L96 94L98 95ZM161 90H162V89H161ZM165 90H166V88H165ZM165 90H163L162 92H165ZM174 90H176V88H175ZM186 90H189V89H185V91H186ZM190 90H191V91H192V90L195 91V88H192V89H190ZM190 90H189V91H190ZM199 90H198V91H199ZM203 90L206 91V92H208V91L210 90V88H209V90H208V89L205 90V87H204ZM203 90H200L199 92H196V93H197V94L200 93V92L203 93ZM232 90H233V89H232ZM57 91H58V89H57ZM118 91H119L120 93L122 92L121 94H123V95H119V92H118ZM147 91H149L150 94H149ZM159 91H160V89H159ZM171 91H172V89H171ZM182 91H178V94H175V95H178L179 98H181L182 95H181V93H179V92H182ZM194 91H193L192 93H194ZM213 91H215V89H214ZM213 91H212V93H213ZM221 91H222V95H223V92H224L223 89H222ZM238 91H239V90H238ZM252 91H253V90H252ZM8 92L10 93V91H8ZM59 92H58V93H59ZM63 92H61V93H63ZM81 92H87V93H81ZM102 92H103V91H102ZM102 92H101V93H102ZM109 92H110V93H109ZM145 92H147L148 96H147V94L144 95ZM157 92H158V91H157ZM157 92H156V93H157ZM160 92H161V91H160ZM160 92H158V93H160ZM162 92H161V93H162ZM218 92H220V91H218ZM218 92H217V93H218ZM229 92H230V91H229ZM229 92H226V90H225V93H224V94L229 93ZM12 93H14V91H13ZM17 93H18V92H17ZM19 93H20V92H19ZM53 93H54V92H53ZM103 93H104V92H103ZM135 93H136V94H135ZM161 93H160V94H161ZM166 93L168 94L167 91H166ZM174 93H175V92H174ZM189 93H190V92H189ZM217 93H216V95H217ZM232 93H234V92H232ZM48 94H49V93H48ZM109 94H110V95H109ZM116 94L119 95V96H121V97L123 96L122 99H121V97H120V99H119L118 96L116 97ZM164 94H165V93H164ZM164 94L162 93V96H163ZM167 94H165V95L168 96ZM182 94H183V93H182ZM200 94H201V93H200ZM200 94H198V95H200ZM218 94L221 95V93H218ZM229 94H230V93H229ZM229 94H228V95H229ZM238 94H239V93H238ZM66 95H67V96H66ZM90 95H94V96H90ZM103 95H104V94H103ZM155 95H157V94H155ZM165 95H164V98H163L164 100H165V97H166ZM173 95H174V94H171V95H170V97H173V98H170V99H172V101H171L170 99H168V100H170L171 102H173L174 98H176V96H175V95L173 96ZM184 95H185V94H184ZM52 96H54V94H53ZM157 96H158V95H157ZM187 96H189V95H187ZM190 96H191V95H190ZM190 96H189V97H190ZM205 96H206V95H205ZM213 96L215 97V94H214ZM25 97H26V96H25ZM47 97H48V96H47ZM63 97H62V98H63ZM97 97H98V98H97ZM127 97H126V98H127ZM134 97H135V98H134ZM182 97L184 98L185 96H182ZM189 97H185V98L189 100ZM197 97H198V96H197ZM197 97H196V98H197ZM44 98H46V97H44ZM48 98H49V97H48ZM48 98H47V99H48ZM58 98L60 99V97H58ZM104 98H105V100H103ZM158 98H160V99L162 100L161 95H160ZM168 98H169V97H168ZM183 98H181V99L183 100ZM185 98H184V101H185ZM193 98H194V97H193ZM193 98L191 99V97H190V100L192 101ZM196 98H194V100H196ZM199 98H201V97H199ZM208 98H209V97H208ZM232 98H233V97H232ZM246 98H247V97H246ZM246 98H244L245 100H242L241 102H243V103H246V102L249 103V102L246 100ZM249 98L251 99V97H249ZM260 98H261V97H260ZM260 98H258V99H259V100H263L264 95H263L262 99H260ZM20 99H21V98H20ZM51 99H52V98H51ZM108 99L110 100V103L112 102L111 104L108 103V102H109ZM131 99H132V98H131ZM154 99H155V100H154ZM166 99H167V97H166ZM213 99H214V98H213ZM213 99H212V100H213ZM215 99H216V98H215ZM64 100H65V98H64ZM106 100H107V101H106ZM126 100H125V101H126ZM177 100H179V99H177ZM190 100H189V101H190ZM194 100H193V101H194ZM208 100H209V99H208ZM48 101H49V99H48ZM50 101H51V100H50ZM57 101H58V100H57ZM99 101H100V102H99ZM105 101H106L107 103H106ZM170 101L167 102V100H166L167 103H166V102L163 103V100H162V105L160 106V104H159V106H160V108H161V110H160L161 113L159 112L158 114H159L160 116H161V114H163L162 111H165V110H168V111H170V110H171V111H174V113H176V114H182V112L186 111L185 105L183 106V108H182V107H179V108H181V111L178 109V107H177V110H179V111L176 110V105L174 106V107H175V110H173V106H172V109H171V108H170L171 106H169V104H168V103H171ZM180 101H181V100H180ZM184 101H183V102H184ZM186 101H187V100H186ZM186 101H185V102H186ZM193 101H192V102H193ZM205 101H206V100H205ZM221 101H222V100H221ZM239 101H240V100H239ZM245 101H246V102H245ZM249 101H250V100H249ZM256 101H257V100H256ZM14 102H15V101H14ZM51 102H52V101H51ZM64 102H65V101H64ZM102 102H101L100 107H102V105H103ZM116 102H117V103H116ZM159 102H161V101H159ZM181 102H182V101H181ZM185 102H184V103H185ZM187 102H188V101H187ZM194 102H195V101H194ZM194 102H193V103H194ZM225 102H226V101H225ZM232 102H233V101H232ZM237 102H238V101H236V103H234V102H233V103H234V104H237ZM253 102H254V101H253ZM253 102H252V103L250 102V103L253 104V105L255 106L256 102H254V103H253ZM72 103H73V104H72ZM98 103H99V104H98ZM136 103L138 104L137 107H136ZM174 103H177V101L174 100ZM174 103H173V104H174ZM178 103L181 104L180 102H178ZM184 103H183V104H184ZM198 103H199V102H198ZM201 103H203V102H201ZM206 103H209V104H210V102H206ZM243 103H239V104H240V107H242L241 105H242ZM250 103L247 104V105L251 106ZM257 103H258V102H257ZM261 103H262V102H261ZM46 104H48V103H46ZM51 104H53V103H50V105H51ZM68 104H69V103H67V105H68ZM129 104H130V105H129ZM154 104H155V103H154ZM154 104H153V105H154ZM156 104H158V103H156ZM166 104H168V108H167V106H164V105H166ZM209 104H208V109L210 108ZM226 104H227V103H225V106H226V107H229V106H230V105L228 106V105H226ZM229 104H230V103H229ZM234 104H233V105H234ZM258 104H260V103H258ZM258 104H256V106H257ZM263 104H264V103H263ZM53 105H54V104H53ZM60 105H64V104H61V103H60ZM67 105H66V108H67ZM200 105H202V104H200V103L197 104V106H199V107H200ZM204 105H205V104L203 103V106H204ZM210 105H212V104H210ZM222 105H223V104H222ZM245 105H246V104H245ZM253 105H252V106H253ZM103 106H104V105H103ZM106 106H104V107H106ZM131 106H132V107H131ZM155 106H158V105H155ZM179 106H180V105H179ZM189 106H190V105H189ZM189 106H188V107L186 106L187 109L189 108ZM197 106H196V107H197ZM203 106H202V107H203ZM223 106H224V105H223ZM258 106H259V105H258ZM58 107L60 108V106H58ZM63 107H64V106H63ZM87 107H88V108H87ZM94 107H95V109H94ZM104 107H102V108H104ZM152 107H153V106H152ZM192 107H193V104H192ZM192 107H191L190 109H188V112H189V111H193V114H194V110L197 109V108H196L195 106H194L193 108H192ZM219 107H220V106H218V108H219ZM226 107H225V108H226ZM234 107H235V108H236V107L238 108V109L236 108V109L238 110V113H239V111H241V109H239V106H238V105H237V106L234 105ZM263 107H264V105H263ZM36 108H37V107H36ZM59 108H58V109H59ZM91 108H93V109H91ZM98 108H99V110H98ZM138 108H140V109H138ZM146 108H147V107H146ZM155 108H156V107H154V108H152V109L156 110ZM169 108H170V110H169ZM184 108H185V109H184ZM206 108H207V107H206ZM216 108H217V107H216ZM229 108H232V109H230V110H231V113H232V112L234 113L233 106H231V107H229ZM244 108H245V107H244ZM244 108L242 107V110H244ZM247 108H248V107H247ZM247 108H245V109H247ZM251 108H252V107H251ZM45 109H46V108H45ZM48 109H49V108H48ZM61 109H62V108H61ZM61 109H60V110H61ZM67 109H68V108H67ZM76 109H77V110H76ZM80 109H81V110H80ZM131 109H133L134 111L131 110ZM152 109H150V111H149L151 114H152V112H151ZM182 109H183V111H182ZM199 109H200V108H199ZM227 109H228V108H226V110H227ZM236 109H235V110H236ZM252 109H253V110H256L257 107H256V109H255V107H253ZM262 109H263V108H262ZM33 110H34V109H33ZM63 110H65V109H63ZM63 110H61V111H63ZM92 110H93V111L97 110L96 112H94V113H96V115L93 114V111H92ZM137 110H136V111H137ZM154 110H152V111H154ZM158 110H159V109H158ZM200 110H202V108H201ZM204 110H205V107H204ZM217 110H218V109H217ZM219 110H220V109H219ZM219 110L217 111V112H219V116H220V117L218 116L219 118L224 117V119H227L226 116H227L228 118L230 117V116H228V115L221 116ZM230 110H229V112H230ZM232 110H233V111H232ZM258 110L261 111V109H259V108L257 109V111H258ZM65 111H67V110H65ZM65 111H63V112H61V113L64 114V113L69 112V111H67V112H65ZM71 111H70V113H71ZM107 111H106V112H107ZM140 111L143 112V110H140ZM144 111H145V109H144ZM156 111H157V110H156ZM175 111H176V112H175ZM196 111H198V110H196ZM202 111H203V110H202ZM208 111H209V110H208ZM208 111L205 110L206 113H207ZM245 111H247V110H245ZM260 111H259V112H256V113H259V114H260ZM59 112H60V111H59ZM85 112H86V113H85ZM106 112H104V113H105V115H104L105 117H106V115L108 116V113L106 114ZM115 112H116V110H115ZM141 112H139V113L141 114ZM149 112L147 113V111H146V113H147L146 115H148ZM177 112H178V113H177ZM179 112H181V113H179ZM188 112H185L184 114L186 115V113H188ZM200 112H201V111H200ZM213 112L215 113V111H213ZM235 112H236V111H235ZM253 112H254V111H253ZM253 112H250V116H249V117H250V120H251V119L253 120V117H254V113H253ZM261 112H264V110H262ZM55 113H56V112H55ZM55 113H54V114H55ZM57 113H58V110H57ZM70 113H68L69 116H72V113H71V115H70ZM104 113H103V114H104ZM168 113H169L170 115L172 114V112H171V113H170V112H167V115H168ZM190 113H192V112H190ZM190 113H188V115H191ZM203 113H204V112H203ZM209 113H210V115H211V109H210ZM221 113H222V112H221ZM227 113H228V112H227ZM242 113L244 114V111H243ZM252 113H253V117H251V116H252ZM46 114H47V113H46ZM58 114H59V116H60V113H58ZM76 114H78V116H79V115L81 116V113L79 114V113L77 112ZM98 114H99V117H98ZM103 114H102V115H103ZM128 114H129V115L131 114V115H130L131 119H132V116H133V115H134L133 117L136 116V117H138V118H137L136 120H134V118H133L132 120H131V119H128V118H130V117L128 116ZM153 114H155V113L153 112ZM153 114H152V115H153ZM158 114L156 113V115H158ZM184 114H183V115H184ZM193 114L191 115L192 117H189V118H188V121L186 120L187 123H186L185 121H183V120H181V122H183V124H186V125H187L188 122H189V125H191L192 127H194L195 125L193 126V125H192V122L190 123V121H189V120H192V119H193ZM207 114H208V113H207ZM207 114H206V115H207ZM245 114L248 115L247 112H246ZM261 114L264 115L263 113H261ZM261 114H260V115H261ZM64 115H65V114H64ZM88 115H89V116H88ZM120 115H119V116H120ZM156 115H155V116H156ZM159 115L156 117L157 119H158V117H159V119L162 117V116L160 117ZM165 115H166V113H165ZM170 115H169V116H170ZM185 115H184V116H185ZM197 115H198V114H197ZM212 115H214V114H212ZM216 115H217V114H216ZM231 115H232V114H231ZM241 115H242V114H241ZM257 115H258V114H257ZM257 115H256V116H257ZM262 115H261V116H262ZM40 116H41V115H40ZM54 116H55V115H54ZM65 116H66V115H65ZM76 116H77V115H76ZM80 116H79V117H80ZM104 116H103V117H104ZM109 116H108V117H109ZM126 116H128V117H127L128 120H131V121H127V122H132V121H133V122H132V123H129V124H127V123L124 124V123L126 122V120H127V119L125 118ZM149 116H150V114H149ZM155 116L153 115V118H155ZM169 116L166 117V118H165V116H163L165 119H163V117H162L163 120H161V121L163 122L164 120H166L165 123H167L170 119L174 120L171 116H170V118H169ZM172 116L174 117V114H173ZM180 116H181V115H180ZM180 116H179V117H180ZM198 116H199V115H198ZM198 116L194 115V118H195V117H198ZM232 116H233V115H232ZM237 116L239 117V116H240V113H239V115L236 114L235 117H237ZM256 116H255V117H256ZM44 117H45V116H44ZM62 117H63V116H62ZM136 117H135V118H136ZM179 117H178L177 119L175 118V122H172V124H173V123L175 124V123H177L178 121L180 122ZM185 117H188V116H185ZM201 117H203V116L201 115ZM213 117L216 118L217 116H213ZM218 117H217V119H218ZM235 117H232V119L235 118ZM247 117H248V116H247ZM247 117H246V118H247ZM70 118H71V117H70ZM121 118L126 119V120H123V121H125V122H123V121L121 120ZM143 118H142V119H143ZM151 118H152V117H151ZM153 118H152V119H153ZM156 118H155V119H156ZM168 118H169V119H168ZM191 118H192V119H191ZM204 118H205V120H208V119H209V118L206 119L207 116H204ZM204 118H203V119H204ZM210 118H211V117H210ZM240 118H241V117H240ZM261 118H262V117H261ZM74 119H75V118H74ZM95 119H96V118H95ZM99 119H96V120L99 121ZM142 119H141V120H142ZM152 119H149V118H148L147 121L152 120ZM155 119H153L154 121H153V120H152V121H153V122H156ZM178 119H179V120H178ZM195 119H196V118H195ZM197 119H198V118H197ZM199 119H200V118H199ZM224 119H221V122H220L221 124L223 123V125H224V122H225ZM230 119H231V118H230ZM230 119H229V120H230ZM235 119H236V118H235ZM248 119H249V118H248ZM100 120H101V119H100ZM137 120L139 121V123H138ZM167 120H168V121H167ZM172 120H171V121H172ZM176 120H178V121H176ZM205 120H203L204 123H206ZM212 120H213V119L211 118V121H212ZM219 120H220V119H219ZM219 120H216V119H215L213 122L215 123V122L217 121V123H219ZM222 120H223L224 122H222ZM237 120H241V119H236V122H238ZM244 120H245V117H244ZM244 120H243V121H244ZM250 120H249V121H250ZM257 120H259V119H258V116H257ZM261 120L263 121L264 119H261ZM261 120H260V121H261ZM84 121H86V120H84ZM121 121H122L123 123H122ZM144 121H145V122H144ZM198 121H199V120H198ZM203 121H200V122H201V123L199 122L200 124L197 123V122H195V124H198L199 126L201 125L200 127H202V123H203ZM241 121H242V120H241ZM241 121H240V122H241ZM249 121H247V119H246V123H247V124H248ZM255 121H256V120H255ZM87 122H89V121H87ZM103 122H104V121H103ZM103 122H102V120H101V122L99 121V124H101V123H103ZM107 122H106V123L104 122L103 124L106 126V125H107ZM135 122L138 123L139 125H138V124L136 125ZM149 122H151V121H149ZM149 122H148V123H149ZM157 122H158V120H157ZM181 122H180V123H181ZM207 122H208V121H207ZM228 122H229V121H228ZM228 122L226 121V123H228ZM230 122H231V121H230ZM230 122H229V123H230ZM233 122H234V121H233ZM233 122H232V123H233ZM96 123H98V122L96 121ZM141 123H142V125H140ZM146 123H147V122H146ZM151 123H152V122H151ZM211 123H212V122H211ZM217 123H216V124H217ZM220 123H219V124H220ZM241 123H242V122H241ZM246 123L244 122V125H246ZM84 124H85V123H84ZM103 124H102V125H103ZM122 124H124L125 126L122 125ZM157 124H158V126H157ZM161 124H162V125H165V124H163V123H161ZM169 124H170L169 127L174 129V134L177 133V130L180 128V127H178V129L176 130V129L174 128L175 126H181V130H179V131H182L183 128L186 129V127H184L185 125L183 126L182 124H181V125H179V124H178V125H172V126H174V127L171 126V122H170V121H169ZM193 124H194V122H193ZM206 124H207V125H205V127L207 126V127H208V130H210V127H209L210 125H209V123H206ZM216 124H215V125H216ZM230 124H231V123H230ZM254 124H255V126L257 125L256 123H254ZM70 125H71V124H70ZM104 125H103V126H104ZM127 125H128V126L130 125L132 128L129 126V127L131 128V129H130ZM135 125L138 126V127H140L139 129H140L141 131H139L138 127H136ZM189 125H187V127H188ZM208 125H209V126H208ZM215 125H213V123L211 124V126H214V127H215ZM226 125H227V124H226ZM232 125H236V123H234V124H232ZM105 126H104V128H105ZM182 126H183V128H182ZM191 126H189V128H190ZM221 126H222V125H221ZM260 126H261V123H260ZM262 126H263V125H262ZM75 127H76V126H75ZM88 127H89V125H88ZM98 127H100V126H98ZM106 127H107V126H106ZM110 127H109V129H108V127H107V131H110ZM112 127H111V128H112ZM115 127H114V128H115ZM125 127H128V129L126 128V130H125V129H124ZM141 127H142V128H141ZM197 127H198V126H197ZM200 127L197 129V133H196V131L194 130V128H193V130L191 129L190 132H188V133L190 134L191 132L194 131L196 134H195L194 132H193V133H194L195 135H197V136H195L194 134H191V135H194L195 137H199V136H198L199 134H200V136H202L203 133H204V136H205L206 133H208V132H210V131H211L210 133H212V131H213V129H214V127H212L213 129L210 130V131H208V132H206L204 129H202V130H204V132H202V133H198V130L200 129ZM205 127H204V128H205ZM225 127H226L225 125H224V127L222 126V129H221V130L223 131V129H224ZM228 127H229V128H228ZM232 127H233V126H232ZM237 127L240 128L241 126H238V124H237L236 129L238 130L239 128H237ZM242 127H243V124H242ZM258 127H259V125H257L256 128H258ZM100 128L103 129V127H100ZM159 128H160V127H159ZM159 128H158V130H159ZM161 128H162V126H161ZM161 128H160V130H161ZM202 128H203V127H202ZM216 128H220V126L218 127V124H217ZM227 128H228V130H226V128H225L224 131H230V130H231L230 126H227ZM233 128H234V127H233ZM233 128H232V130L235 129V128H234V129H233ZM259 128H260V130H261L262 127H259ZM259 128L256 129V132H257V130H259ZM137 129H138V130H137ZM164 129H165V128H164ZM184 129H183V130H184ZM229 129H230V130H229ZM262 129H264V128H262ZM111 130H114V129H111ZM120 130L115 129L114 132H116V131H117V132H120ZM160 130H159V131H160ZM166 130H167V128H166ZM175 130H176V131H175ZM188 130H189V129H188ZM188 130H186V131H188ZM202 130H201V131H202ZM237 130H236V131H237ZM81 131H82V130H81ZM104 131H106V130H104ZM131 131H130V132H131ZM142 131H144V134L140 135L141 133H143ZM201 131L199 130V132H201ZM217 131H218V129H217ZM217 131L215 132V130H214L213 133H214V134H215V133L218 134ZM219 131H220V130H219ZM219 131H218V132H219ZM234 131H235V130H234ZM252 131H255V130H252ZM261 131H263V130H261ZM114 132L111 131L110 134L113 133L112 135H114V136H115V134H116V135L118 134L117 132H116V133H114ZM130 132H129V133H130ZM161 132H162V131H161ZM163 132H165V131H163ZM205 132H206V133H205ZM230 132H232V131H230ZM230 132H228V133H230ZM243 132H244V131H243ZM122 133H123V132H121V134H122ZM129 133H128V131H127L126 134L128 135ZM137 133H136V135H137ZM167 133H170V134H171L172 131H168ZM167 133H166V135H167ZM178 133H179V132H178ZM178 133H177V137H178ZM220 133H221V131H220ZM220 133H219V134H220ZM252 133H253V132H252ZM121 134H118V136L121 135ZM131 134H132V133H131ZM131 134H130V136L128 135V136H129V138H128L129 140L126 141V143L129 142V141H135V143H132V144H136V145H137L136 141L139 142V140H140L141 138L138 137V136H135V135H134V136L136 137V138H135V137L133 136V137L135 138V140H130V137L133 135V134H132V135H131ZM156 134L158 135L159 133L157 132ZM156 134H155V135H156ZM160 134H161L160 136L163 137L164 133H163V134L160 133ZM172 134H173V133H172ZM201 134H202V135H201ZM208 134H209V133H208ZM214 134H213V135H214ZM222 134H223V132H222ZM243 134H244V133H243ZM254 134H255V133H254ZM123 135H124V134H123ZM127 135H126V136H127ZM148 135H149L150 137H149ZM211 135H212V134H211ZM213 135H212L213 138H211V136H210V137H209L208 135H207V136H208L210 139H214V136H213ZM220 135H221V134H220ZM220 135H218V136L220 137ZM245 135H246V134H245ZM118 136H117V138H118ZM121 136H122V135H121ZM126 136L124 135L123 137H124V138H127L128 136H127V137H126ZM144 136H142V138H143ZM167 136H169V135H167ZM167 136H165V138H166L167 140H169V139L167 138ZM171 136H172V135H171ZM173 136H174V135H173ZM179 136H180V135H179ZM181 136H182V135H181ZM186 136H187V134H186ZM137 137L140 138V139L138 140ZM147 137H146L147 140H146L145 137H144V139H145L146 141H148V138H147ZM155 137H156V140H157V141H158V139H161V141H162L163 139H165L164 137H163V138H162V137L158 138L157 136H155ZM155 137H153L152 139H154ZM192 137H193V136H191L190 139H191ZM215 137H217V135H215ZM219 137H218V140H220ZM240 137H241V135H240ZM240 137H238V138L240 139ZM248 137H249V136H248ZM261 137H262V136H261ZM114 138H115V137H114ZM124 138H123V139H124ZM131 138H132V137H131ZM134 138H133V139H134ZM157 138H158V139H157ZM169 138H170V137H169ZM172 138L174 139V141L176 140V137H171V139H172ZM178 138H180V137H178ZM187 138H189V137H187ZM193 138H194V137H193ZM193 138H192V139H193ZM199 138H201V137H199ZM221 138H222V136H221ZM224 138H226V137L224 136ZM224 138H222V139H224ZM238 138H236V139H238ZM246 138H247V136H245V139H246ZM250 138H251V137H249V139H250ZM112 139H113V137H112ZM118 139H120V137H119ZM136 139H137V140H136ZM173 139H172V140H173ZM181 139H182V137H181ZM181 139H180V140H181ZM183 139H184V138H183ZM183 139H182V140H183ZM185 139H186V137H185ZM185 139H184L183 142H182V141H179V140H177V141L181 142V144L183 143L182 146L184 147V144H185V145L189 144V143H188V140L186 139V141H185ZM192 139H191V140H192ZM210 139H209V147H210V144H211L210 141H212V142H213V141H216V142H217L216 139H214V140H210ZM222 139H221V140H222ZM229 139H230V138H229ZM233 139H235V138H233ZM241 139H242V138H241ZM243 139H244V138H243ZM263 139H264V135H263ZM263 139H262L261 141L259 140V142H262V143H263V142H264ZM27 140H28V139H27ZM35 140H36V139H35ZM120 140H121V139H120ZM120 140H119V141H120ZM125 140H126V139H125ZM125 140L122 141V142L124 143ZM142 140H143V139H142ZM156 140H155V143H154V144L152 143V146H153V147H149V144L151 145V143H149V142L146 143V142H144V140L141 141V142H143V143H145V144H148V146H147V145H145V144L142 143V144H143V148H144V149H142L143 152H145V150L148 148V149L146 150V151H147V155H146V157L149 156V153H150L152 150H153L152 153L154 152L153 155H152V153L150 154V158L148 157L150 160L153 158V157L151 158V155L154 156L155 152L157 153L159 150H160V153H159V154H161L162 149H163V152H162L163 155H164V153H166V155H167V153L171 155L172 152H173L174 150H173L172 148L170 149V147L168 146V144L172 145L173 143H174V144L179 143V142H176V141H175V142H176V143H175V142H173L172 140H171V141H172L173 143H171V141H168V142H166V143H164V142L162 143L161 141H158L157 144H160V143H161V145L164 144V145H162V148H160V149L158 150L157 145L155 146V144H156ZM221 140H220V141H221ZM224 140L226 141L227 138L224 139ZM164 141H165V140H164ZM192 141H193V140H192ZM192 141H191V143H192ZM203 141H205V140H203ZM220 141L216 143V144H217V147L215 146V148L218 149V148L222 145V144H221L222 142L220 143ZM222 141H223V140H222ZM225 141H223V142H225ZM229 141H232V140H229ZM237 141H238V140H234L235 144L233 143V145H232L231 142H230V143L227 142L228 146H227L226 143H224V144H223V147H224V146H227V149H228L229 145H230V146L232 145V147H234L236 144H237V145L239 144ZM251 141H252V140H251ZM256 141H258V138H257ZM256 141L254 140V142H256ZM26 142H27V141H26ZM29 142H30V141H29ZM122 142H120V143H122ZM150 142H152V141H150ZM169 142H170V143H169ZM199 142H201V141H199ZM199 142H197V143L193 142V144H191V145L193 146L194 144H195V145H196V144H200ZM232 142H233V141H232ZM236 142H237V143H236ZM239 142H240V144H239L240 146H241L242 143H243V145H244V142L241 143L240 140H239ZM252 142H253V141H252ZM252 142H251V143H252ZM94 143H95V142H94ZM94 143H90L91 149H92L93 152H94V153H93L94 156H96L98 150H99V152L101 151L100 148L102 149L101 152L103 153V154H102V153H100V154L105 155L106 152H105V150L102 148V144L99 143L100 145H97V144L94 145V146H96V147H97V146L99 147L98 150L96 151L97 148L93 146ZM120 143H118V145H119ZM123 143H122V144H123ZM126 143H125V144H126ZM129 143L131 144V142H129ZM186 143H187V144H186ZM201 143H203V142H201ZM204 143H206V142H204ZM248 143H249V145H247V147H246L247 149H246L245 147H244V149H245L247 152H249L251 149L254 151V148H251V147H250V150L248 151V148H249V146L251 145L250 142H248V141L245 143V145L248 144ZM256 143H257V142H256ZM132 144H131V145H132ZM165 144H166L167 147H169V148H166V147H165ZM174 144H173V145H174ZM216 144H214V142H213V147H214V145H216ZM220 144H221V145H220ZM259 144H260V143H258V145H259ZM131 145L129 146V145L127 144L126 146H127V147L129 146V148H131ZM136 145H132V146L137 147V148L140 147V149L142 148V145L140 146L139 143H138V146H136ZM144 145H145L147 148L144 147ZM161 145H160V147H161ZM177 145H178V147H176ZM177 145H174V146L176 147V148H174V149H177V148H179V146H181L180 144H177ZM189 145H190V144H189ZM189 145L186 146V147H187V148L189 147L188 149H193V147L191 148ZM195 145H194V146H195ZM201 145L204 146V144H201ZM206 145H208V144L206 143ZM218 145H219V147H218ZM237 145H236V146H237ZM239 145L237 146V147H238L237 150H239V148H240ZM245 145H244V146H245ZM254 145H255V144H254ZM254 145H251V146H254ZM258 145H255V148H256V146H258ZM86 146H87V145H86ZM90 146L88 147V149L90 148ZM92 146H93V148H92ZM100 146H101V147H100ZM154 146L157 147V148H156L157 151H156V149H155ZM174 146H172V147H174ZM182 146H181V148H183ZM197 146L200 147V148L198 147V148H199L198 151L201 150V148L203 149V147H201L200 145H197ZM262 146L264 147V143H263ZM84 147H85V146H84ZM103 147H105V146L103 145ZM164 147L166 148V150H167V149H170V150H173V151H172L171 153L166 152V151L164 150V149H165ZM204 147H205V146H204ZM211 147H212V144H211ZM211 147H210V153H209V152H208V153L206 152L205 154L208 155V154H212V153H214V151H213V152H211V151H212V150H215V149H213V148H211ZM232 147H231V148H232ZM263 147H262V148H263ZM78 148H79V147H78ZM94 148H96V149L94 150ZM107 148H108V147H107ZM107 148H105V149H107ZM132 148H133V147H132ZM149 148H150V150H149ZM151 148H154V149H151ZM181 148H180V149H181ZM184 148H185V147H184ZM224 148H225V147H224ZM229 148H230V147H229ZM242 148H243V147H242ZM257 148H258V147H257ZM259 148H260V151H259ZM259 148H258V151H259L260 153H264V149L261 150V146H260ZM108 149H109V148H108ZM108 149H107V150H108ZM133 149H134V148H133ZM180 149H179V151H180ZM196 149H197V148H196ZM205 149L208 151L209 148H204V150H201L202 153L206 151ZM217 149H216V150H217ZM219 149H220V148H219ZM219 149H218V150H219ZM244 149H242V150L245 151ZM92 150H91V151H92ZM109 150H110V149H109ZM109 150H108V152H109ZM137 150H138V149H137ZM193 150H194L195 152H197V151L195 150V147H194ZM193 150H192V151H193ZM224 150H225V154H226V151H230V152L232 153V151L235 150V152H236V148H234V150H232V149H231V150H230V149H229V150L224 149ZM252 150L250 151V153L253 152ZM103 151L105 152V154H104ZM121 151H122V150H121ZM134 151H135V150H134ZM142 151H141V152H142ZM167 151H169V150H167ZM181 151H182V150H181ZM194 151H193V152H194ZM201 151H200V152H201ZM220 151L223 152V150H220ZM258 151H257V152H258ZM262 151H263V152H262ZM95 152H96V153H95ZM136 152H137V151H136ZM148 152H149V153H148ZM200 152H199V153H200ZM230 152H228V153H227V156H226V157H229L228 159H230V156H231V154L229 155ZM239 152H242V151L239 150ZM89 153H90V152H89ZM109 153H110V157H111V156H112V155H111V154H112V153H111V150H110ZM109 153H108V154H109ZM138 153H140L139 150H138ZM199 153H198V154H199ZM237 153H238V151H237ZM250 153H249V154H250ZM253 153H254V152H253ZM93 154H92V155H93ZM108 154H107V155H108ZM140 154H141V156H143V153H140ZM157 154H158V153H157ZM157 154H156V155H157ZM175 154H176V153H175ZM175 154H174V155H175ZM184 154H185V153H183V155H184ZM188 154H189V153H188ZM198 154H197V155H198ZM200 154H201V153H200ZM215 154H216V155H219V154H217V152H215ZM215 154H213V155L216 156ZM232 154H233V153H232ZM251 154H252V153H251ZM256 154H257V153H256ZM92 155H91V156H92ZM107 155H105V156L107 157ZM166 155H165V156H166ZM194 155H195V153H194ZM201 155H202V154H201ZM207 155H206V157H207ZM237 155H238V154H237ZM252 155H253V154H252ZM254 155H255V153H254ZM261 155H262V154H261ZM91 156H90V157H91ZM94 156H93V159H94ZM105 156H104V157H105ZM122 156H123V158H125V155H122ZM141 156H140V158H141ZM144 156H145V155H144ZM159 156H160V158H161V155H159ZM159 156H158V157H155V156H154V157H155V158H159ZM172 156H173V154L171 155V157H172ZM188 156H189V155H188ZM202 156L204 157V155H202ZM210 156H211V155H210ZM262 156H264V155H262ZM98 157H100V160H102V158H104V157H102V156H99V153H98ZM119 157H120L121 159H123L120 155H119ZM134 157H136V156H134ZM162 157H164V156H162ZM174 157H176V156H173V159L175 160L176 158L179 157V155H178V157H176V158H174ZM217 157H218V156H217ZM219 157H220V160H221V157H222L223 160H226V157H225V159H224V155H223V156H222V155H219ZM232 157L234 158V155L231 156V159H232ZM255 157H256V156H255ZM258 157H259V156H258ZM91 158H92V157H91ZM107 158H108V159H105V158H104L102 161L105 163V162L108 160V162H109V159H110V158H109V155H108ZM111 158H112V157H111ZM132 158H133V157H132ZM136 158L138 159V157H136ZM143 158H144V157H143ZM143 158H142V159H143ZM168 158H169V156H168ZM179 158H180V157H179ZM198 158H199V157H198ZM198 158H197V159H198ZM247 158H248V157H247ZM251 158H252V156H251ZM95 159H96V157H95ZM121 159H119V160L122 161ZM162 159H163L164 163H165V161H166V163H167V160H168V159L166 160L165 157H164V158H161V160H162ZM183 159H184V158H183ZM183 159L180 158L181 161H182ZM206 159H207V158L204 157V160L207 162ZM218 159H219V158H218ZM128 160L130 161L131 159L128 158ZM128 160H127V161H128ZM152 160H153V159H152ZM177 160H178V159H177ZM184 160H185V159H184ZM195 160H196V159H195ZM199 160H201V158H199ZM202 160H203V159H202ZM202 160H201V161H202ZM111 161H113V160H111ZM127 161H126V159H125V162H126V163H125L124 161H122V162L125 163L126 166H127V163L129 162V161H128V162H127ZM131 161H132V160H131ZM144 161H145V160H144ZM158 161H160V159H159V160L157 159V161H156V159H155V161L153 160L154 163H153V162H152V163L155 164V163H157ZM168 161H169V160H168ZM175 161H176V160H175ZM217 161H218V160H217ZM132 162H134V161H132ZM137 162H138V161H136L135 163L137 164ZM172 162H173V161H172ZM177 162H178V161H177ZM177 162H176V163H177ZM185 162H186V161H185ZM187 162H190V161H187ZM194 162H195V161H194ZM196 162H197V161H196ZM245 162H246V161H245ZM256 162H257V165H258V161H256ZM129 163H130L131 165H130ZM129 163H128V164L130 165V168H129V167L127 168V167H125L124 165H122V166H124L125 168H127V169H126L127 171L130 172V174L127 173V177H128V175H129V176L134 175V174L137 175V174L135 173L136 170L141 172V169H142L141 167H143L142 164H144V162H143V163H140V164H137V165H141V167H140L141 169L138 170V169H136L137 166L135 165V163H131V162H129ZM138 163H139V162H138ZM145 163H146V162H145ZM152 163L148 162L147 164L149 165V164H152ZM159 163H161V162H159ZM173 163H174V162H173ZM198 163H199V162H198ZM198 163H196V164H198ZM203 163H204V161H203ZM243 163H244V161H243ZM252 163H254V161H252ZM108 164L111 165L110 162H109V163L106 162V163L104 164L105 167H106V169L108 168L107 170H109V168H110V165L108 166ZM114 164H115V163L113 162L112 165L115 167V169L118 168V167L115 166ZM132 164H134V165L132 166ZM153 164H152V166H153ZM174 164H175V163H174ZM180 164H182V163H180ZM192 164H193V163H192ZM192 164L190 163L191 166H193ZM200 164H201V163H200ZM200 164H198V165H195V164H194V165H195L196 167H197V166L199 167ZM227 164H228V163H227ZM245 164L248 165V164H250V162H248V163H244V165H245ZM106 165H107L108 167H107ZM144 165H145V164H144ZM148 165H146V166H147L146 169H150V167H149L150 165H149V166H148ZM155 165H157V164H155ZM155 165H154V166H155ZM161 165H162V164H161ZM165 165H167V164H165ZM165 165H164V167H166L165 169L167 170V169L169 168V165H167V166H165ZM182 165H185V164H182ZM187 165H188V166H187ZM222 165H223V164H222ZM224 165H225V164H224ZM224 165H223V167H225ZM228 165H229V164H228ZM238 165H239V164H238ZM261 165H262V164H261ZM9 166H10V165H9ZM11 166H12V165H11ZM101 166H102V165H101ZM173 166H174V165H172V167H171V169H172L171 172H173ZM180 166H181V165H179V164H178V166L176 165V167H177V168L179 167V169H180ZM186 166L189 167V164L186 163V165L183 166V168H185ZM191 166H190L189 169L187 168L188 170L186 169L187 172H188L187 174H189V173L191 172V171H190ZM201 166H202V165H201ZM226 166H227V165H226ZM231 166H232V164H230V170H231V169L236 170V168H235V169H234V168H231ZM249 166H251V164H250ZM254 166H256V163H255ZM254 166H253V167H254ZM1 167H2V166H1ZM5 167H6V166H5ZM132 167H134V168L136 167V168H135V169H132ZM144 167H145V166H144ZM144 167H143V168H144ZM156 167H157V166H156ZM167 167H168V168H167ZM196 167H195V169H194V168H193V169H194V171H197V172H198V170L200 171V170H202L203 168H204V170H205L207 166H206V167L202 166V167H203L202 169H199V168H196ZM209 167H210V165H209ZM211 167H212V166H211ZM240 167H243V166H240ZM247 167H248V166H247ZM251 167H252V166H251ZM258 167H259V166H257V168H258ZM260 167H261V166H260ZM263 167H264V165H263ZM263 167H261V168H263ZM102 168H103V166H102ZM122 168H123V167H122ZM157 168H158V167H157ZM159 168H160V166H159ZM174 168H175V167H174ZM217 168L220 169L219 167H217ZM217 168H216V169H217ZM225 168H226V169H229L228 166L225 167ZM254 168H255V167H254ZM131 169H132V170H131ZM162 169H163V168H162ZM165 169H164V171H165ZM179 169H176V170L179 171ZM218 169H217V171H218ZM263 169H264V168H263ZM12 170H13V169H12ZM33 170H34V169H33ZM36 170H37V169H36ZM103 170H105V169H103ZM117 170L119 171V169H117ZM117 170H115V171L117 172ZM133 170H134V173L131 174V171H133ZM150 170H151V169H150ZM169 170H170V168H169ZM169 170L167 171V173L165 172L166 175L169 174V175H167V176H170V174H171V172H170ZM186 170L184 169V171H183V169H182V172L180 171V174H181V173L183 174V172H184V176H185V171H186ZM204 170H202V171H204ZM224 170H225V169H224ZM242 170H243V169H242ZM247 170H248V169H247ZM15 171H16V170H15ZM31 171H32V170H31ZM155 171H157V170H155ZM161 171H162V170H161ZM174 171H175V170H174ZM178 171H177V172H178ZM205 171L209 172V175H208V176L211 177V173H210V171H209V170H205ZM205 171H204V172H201V171H200V172H201V173H205ZM217 171H216V172H217ZM220 171L223 172L222 169H220ZM220 171L217 172V173L219 174ZM237 171H239V168L237 169ZM237 171H235V172H237ZM105 172H107V174L109 173V171H106V170H105ZM119 172H120V171H119ZM119 172H118V173H119ZM142 172H143V171H142ZM168 172H169V173H168ZM177 172H176V175H177ZM213 172H214V171H212V174H213ZM252 172H253V171H252ZM263 172H264V171H263ZM124 173H125V172H124ZM124 173H123V174H124ZM143 173H144V172H143ZM163 173H164V172H163ZM223 173H224V172H223ZM242 173H243V172H241V173L239 172V174H241V175H242ZM246 173H247V172H246ZM246 173H243L244 176H245ZM119 174H120V173H119ZM125 174H126V173H125ZM138 174L140 175L141 173H138ZM158 174H159V173H158ZM180 174L178 173L179 176H180ZM182 174H181V175H182ZM190 174L193 175L192 173H190ZM190 174H189V175H190ZM198 174H199V173H198ZM206 174H208V173H206ZM218 174L216 175V173H214L213 176L215 175V176L218 177ZM229 174H230V173H229ZM229 174H227V175L229 176ZM263 174H264V173H263ZM9 175H10V174H9ZM14 175H15V174H14ZM40 175L42 176V174H40ZM135 175H134V176H135ZM142 175H144V174H142ZM172 175H173V177L176 176V175H174L173 173H172ZM172 175H171V176H172ZM191 175H190V177H191ZM203 175H204V174H203ZM203 175H200V176L203 177ZM241 175H240V178L242 179V177H244V176L242 175V177H241ZM246 175H247V174H246ZM11 176H13V175H11ZM37 176H38V175H37ZM108 176H109V175H108ZM144 176H145L144 178H146V175H144ZM148 176H149V175H148ZM152 176H153L154 178L156 177V175L154 176L153 174H152ZM163 176H164V174H163ZM171 176H170V177H171ZM186 176H187V175H186ZM193 176H194V175H193ZM198 176H199V175H198ZM206 176H207V175H206ZM215 176H214V177H215ZM220 176H221V175L219 174V177H220ZM222 176L224 177L223 174H222ZM222 176H221V177H222ZM236 176H239V175H238V172L236 173ZM249 176L251 177V175H248V178L250 179ZM140 177H141L140 181L143 182V181H144V180H142V177H143V176L140 175ZM140 177H139V178H140ZM180 177H181V176H180ZM202 177H201V178H202ZM204 177H205V175H204ZM223 177H222V180H221V178H220V180H219V178H217V181H218V180L221 181V182L223 181L222 184L225 183L226 186H228V183H227V182H228L229 179H227V180L225 181V179H224ZM252 177H253V176H252ZM252 177H251V178H252ZM8 178H9V177H8ZM134 178H135V177H134ZM186 178H187V177H186ZM206 178L208 179V177H205L204 180H206ZM212 178H213V177H211L210 180H212ZM215 178H216V177H215ZM230 178H231V177H230ZM232 178H234V177H232ZM240 178H239V177H238V179L235 178V180H236L235 183H237V181H238ZM244 178H245V177H244ZM2 179H5V178H2ZM32 179H33V178H32ZM146 179L148 180L149 178H146ZM169 179H170V178H169ZM198 179H199V178H198ZM213 179H214V178H213ZM223 179H224V180H223ZM245 179H246V178H245ZM249 179H248V180H249ZM256 179L260 180L259 178H256ZM10 180H11V179H10ZM135 180H136V179H135ZM156 180H157V179H156ZM195 180H196V181H195ZM195 180H194V181L197 182V178H195ZM199 180H200V179H199ZM231 180H232V179H231ZM231 180H229V181L231 182ZM253 180H254V179H253ZM258 180H257V181H258ZM13 181H14V180H13ZM157 181H158V180H157ZM162 181H163V180H162ZM190 181H191V180H190ZM208 181H209V180H208ZM208 181H207V182H208ZM212 181L214 182V181H216V180H212ZM212 181H209V183L212 182ZM219 181H218V183H219ZM224 181H225V182H224ZM233 181H234V180H233ZM239 181H242V180H239ZM239 181H238V183H240ZM250 181H251V180H250ZM255 181H256V180H254V181H252V182L255 183ZM257 181H256V182H257ZM38 182H39V181H38ZM40 182H41V181H40ZM159 182H161V181H159ZM195 182H194V183H195ZM242 182H246V180H243ZM242 182H241V184H242ZM260 182H261V181H260ZM263 182H264V180L262 181V183H263ZM235 183H234V185H232V188H233V186H235ZM238 183H237V185H238ZM247 183H251V182H247ZM258 183H259V182H257V184H258ZM179 184H180V183H179ZM197 184H199V182H198ZM216 184H217V182H216ZM225 184H224V185H225ZM145 185H146V184H145ZM162 185H163V184H162ZM168 185H169V184H168ZM175 185H176V184H175ZM211 185H212V184H211ZM214 185H215V183H214L212 186L215 187V188H218L219 190H221V187H220L221 184H217V185H219V187H218V186L216 187V185H215V186H214ZM254 185H255V184H254ZM259 185H260V184H259ZM259 185H257V186H259ZM173 186H174V185H173ZM177 186L179 187V186H181V185H177ZM197 186H199V185H197ZM197 186H195L194 188L196 189ZM209 186H210V184H209ZM212 186H210V187H212ZM221 186H222V185H221ZM168 187H169V186H168ZM222 187H223V186H222ZM241 187H242V186H241ZM170 188H172V187H170ZM194 188H193V189H194ZM227 188H228V187H227ZM236 188H238V186H237ZM239 188H240V187H239ZM259 188H260V187H259ZM195 189H194V190H195ZM198 189H199V187H198L196 190L198 191ZM211 189H212V188H211ZM255 189H256V188H255ZM263 189H264V188H263ZM65 190H66V189H65ZM215 190H216V191H214V188H213V191H214V192H212L211 195H214L215 192H216V194H217V189H215ZM224 190H225V188H224ZM227 190H228V189H227ZM235 190H236V189H235ZM257 190H258V189H257ZM67 191H68V190H67ZM174 191H175V192L177 191L175 187L173 188V191H172V192H174ZM191 191H192V190H191ZM221 191H223V190H221ZM225 191H226V190H225ZM236 191H237V190H236ZM226 192H227V193L224 194V195L226 196L225 198L228 197L227 195H229L230 197L235 198V195L231 194L230 191H226ZM228 192H229V194H228ZM63 193H64V192H63ZM68 193H69V192H68ZM68 193H66V194H68ZM213 193H214V194H213ZM219 193H223V192H220V191H219ZM241 193H242V192L239 191V193H237V194L234 193V194L238 195L239 198H241V197H240V194H241ZM70 194H71V192H70ZM174 194H175V193H174ZM216 194H215V195H216ZM242 194H243V193H242ZM242 194H241V196H242ZM256 194H257V193H256ZM74 195H75V194H74ZM74 195H73V196H74ZM211 195H210L211 199L214 200V199H215V195H214V198H213ZM232 195H233V196H232ZM244 195H245V194H244ZM244 195H243V196H244ZM249 195H250V194H249ZM262 195H263V194H262ZM218 196H219V195H217V197H218ZM238 196H237V197H238ZM252 196H253V195H252ZM252 196H251V197H252ZM258 196H259V195H258ZM258 196H256V197H258ZM217 197H216V200H218V199H219V200H220V199H221V200H222V199H225L224 196H223V197L221 196L222 198L218 197V199H217ZM237 197H236V198H237ZM263 197H264V196H263ZM118 198L121 199V197H118ZM118 198H116V200H115L116 202L113 201V204H114V203H115V205H116V204H119L118 206L120 207L121 205H120L119 202L122 203V201H123L124 199H122V201H119ZM108 199H110V198H108ZM117 199H118L119 202L117 201ZM252 199H254V197H253ZM261 199H262V198H261ZM112 200H113V199H112ZM202 200H203V199H202ZM228 200H229V199H228ZM250 200H251V199H250ZM106 201H107V200H106ZM124 201H125V200H124ZM203 201H204V200H203ZM225 201H226V200H225ZM231 201H232V200H231ZM246 201H248V200H245V202H246ZM6 202H7V201H6ZM208 202H210V201H208ZM211 202H212V201H211ZM12 203H13V202H12ZM124 203H125V202H124ZM105 204H106V203H105ZM129 204H131V203H128V205H129ZM202 204H203V203H202ZM8 205H9V204H8ZM101 205H102V204H101ZM232 205H233V204H232ZM1 206H2V205H1ZM104 206H105V205L103 204V207H102V208H105ZM118 206H116V210H117V207H118ZM122 206H123V205H122ZM122 206H121V208L124 210V213H125V211H127L129 208L132 209V206H130V205H129L130 207H129L127 210H126V208H127L126 206H124V208H123ZM224 206H225V205H224ZM248 206H249V205H248ZM119 207H118V208H119ZM229 207H232V206H229ZM229 207H228V208H229ZM121 208H120V209H121ZM97 209H98V208H97ZM120 209H118V212H119ZM131 209H130V211H132ZM231 209H232V208H231ZM255 209H256V208H255ZM133 210H135V209H133ZM212 210H213V209H212ZM224 210H225V209H224ZM13 211H14V210H13ZM210 211H211V210H210ZM219 211H220V210H219ZM14 212H15V211H14ZM132 212L134 213L135 211H132ZM5 214H6V213H5ZM126 214H128V215H127L128 217H129V216H133V217H134V216H137V215H134V214H133V215H131V214L129 215V212H128V213L126 212ZM138 214H140V213H138ZM7 215H8V213H7ZM121 215H122V214H121ZM19 216H20V215H19ZM116 216H117V215H116ZM119 217H120V219H121V216H120V215H119ZM119 217L117 216V218H119ZM133 217H129V219H130V218L132 219ZM141 217H142V216H141ZM249 217H250V216H249ZM259 217H261V216H259ZM8 219H9V217H8ZM124 219H125V217H124ZM126 219H127V218H126ZM126 219H125V220H126ZM129 219H128V221L131 220V219H130V220H129ZM133 219H134V218H133ZM135 219H136V217H135ZM260 219H261V218H260ZM121 220H123V219H121ZM8 221H9V220H8ZM247 221H248V220H247ZM258 221H259V219H258ZM261 221H262V220H261ZM120 222H121V221H120ZM230 222H231V221H230ZM262 222H263V221H262ZM198 223H199V222H198ZM203 223H205V222H203ZM259 223H260V222H259ZM259 223H258V224H259ZM45 224H46V223H45ZM207 224H208V222H207ZM209 224H210V223H209ZM263 224H264V223H262V225H263ZM205 225H206V224H205ZM260 225H261V224H260ZM262 225L259 226V228L264 226V225H263V226H262ZM209 226H210V225H209ZM237 226H238V225H237ZM202 227H203V226H202ZM203 228H204V227H203ZM205 228H206V227H205ZM233 228H234V227H233ZM237 228H238V227H237ZM206 230H207V229H206ZM235 230H237V229H235ZM259 230H260V229H258V231H259ZM0 231H1V230H0ZM209 231H210V230H209ZM253 232H254V231H253ZM4 233H5V232H4ZM230 233H231V232H230ZM258 233H259V232H258ZM263 233H264V232H263ZM3 235H4V234H3ZM58 235H59V234H58ZM241 235H242V234H241ZM209 236H210V235H209ZM229 236H230V235H229ZM4 237H5V236H4ZM203 237H205V236H203ZM214 237H215V236H214ZM214 237H213V239H214ZM6 238H8V236H7ZM195 238H196V237H195ZM220 238H222V237H220ZM226 238H227V236H226ZM8 239H9V238H8ZM227 239L232 240V238H227ZM258 239H259V238H258ZM5 240H6V239H5ZM196 240H197V239H196ZM196 240H195V241H196ZM215 240H216V239H215ZM221 240H222V239H221ZM233 240H234V239H233ZM236 240H237V239H236ZM259 240H260V239H259ZM259 240H258V241H259ZM13 241H14V240H13ZM187 241H188V240H187ZM217 241H219V240H217ZM262 241H263V240H262ZM5 242H6V241H5ZM29 242H30V241H29ZM174 242H175V241H174ZM182 242H183V241H182ZM220 242H221V241H220ZM225 242H226V241H224V243H225ZM239 242H240V241H239ZM259 242H261V241H259ZM89 243H90V242H89ZM89 243H88V244H89ZM169 243H170V242H169ZM179 243H180V242H179ZM193 243H194V242H193ZM207 243H208V242H207ZM210 243H213V242L210 241ZM246 243H247V242H246ZM250 243H251V242H250ZM188 244H189V243H188ZM204 244H205V243H204ZM204 244H203V245H204ZM227 244H229L228 241H227ZM230 244H231V243H230ZM199 245H200V243H199ZM203 245L200 246V247H201L200 249H202ZM206 245H207V244H206ZM211 245H212V244H211ZM218 245H219V244H218ZM218 245H217V246H218ZM233 245H234V244H233ZM233 245L231 244V247H232ZM246 245H247V244H246ZM256 245H257V243H256ZM263 245H264V244H263ZM4 246H5V245H4ZM39 246H40V245H39ZM170 246H171V245H170ZM175 246H176V245H175ZM175 246H173V247H175ZM177 246H178V245H177ZM221 246H222L223 248L225 247V245L223 246L222 244H220V247H221ZM173 247H172V248H173ZM178 247H179V246H178ZM205 247H207V246H205ZM208 247H209V246H208ZM210 247H211V246H210ZM222 247H221V248H222ZM226 247H227V245H226ZM231 247H229V245H228L227 248L231 249ZM237 247H239V246H237ZM252 247H253V246H252ZM258 247H259V245H258ZM168 248H170V247H168ZM194 248H195V247H194ZM196 248L198 249V247H196ZM203 248H204V247H203ZM213 248H214V246H213ZM227 248H226V249H227ZM234 248L236 249V246H235V245H234ZM234 248L232 247L233 250L231 249V252L235 250ZM239 248H240V247H239ZM239 248H237V250H238ZM166 249H167V246H166ZM175 249H176V248H175ZM185 249H186V248H185ZM215 249H216V248H215ZM219 249H220V248H219ZM226 249L224 248L223 251H225ZM180 250H181V249H180ZM186 250H187V249H186ZM192 250H193V249H192ZM192 250H191V251H192ZM195 250H196V249H195ZM209 250H210V249H209ZM213 250H214V249H213ZM220 250L222 251V249H220ZM237 250H235V251H237ZM241 250H242V249L240 248L239 251H240V253L242 254ZM258 250H259V249H258ZM25 251H26V250H25ZM169 251L172 252L171 249L168 250V252H169ZM173 251H174V249H173ZM187 251H188V250H187ZM187 251H186V253H187ZM199 251H200V250H199ZM199 251H197V252H199ZM206 251H207V252H210V253H206L207 255L209 254V256H212L213 254H214V255L217 254L216 252L218 251V247H217V251H213V254H212L211 251H208L207 249H206ZM223 251H222V252H223ZM235 251L232 252V254H234ZM239 251H237V252H239ZM197 252H196V253H197ZM201 252H202V250H201ZM214 252H215V253H214ZM222 252H220V254H221ZM226 252H227V251H226ZM226 252H225V253H226ZM229 252H230V250H229L227 253L229 254ZM247 252H248V251H247ZM250 252H251V250H250ZM166 253H167V252H166ZM172 253H173V252H172ZM176 253H177V252H176ZM189 253H190V252H189ZM194 253H195V251H194ZM225 253L223 252V253H222L223 255L221 254V256H223L224 258H226V257L224 256ZM104 254H105V253H104ZM170 254H171V253H170ZM183 254H184L183 256H185V253H183ZM192 254H193V253H191V255H192ZM198 254H201V255H202L203 253H198ZM210 254H211V255H210ZM228 254H226V255H228ZM235 254H239V253H235ZM235 254H234V255H235ZM165 255H166V254H165ZM174 255H175V254H174ZM176 255H177V254H176ZM187 255H188V254H187ZM214 255H213V256H214ZM217 255H218V254H217ZM234 255H231V256H234ZM242 255H243V254H242ZM242 255H241V256H242ZM248 255H249V254H248ZM3 256H4V255H3ZM9 256H10V255H9ZM40 256H41V255H40ZM166 256H167V255H166ZM183 256H182V257H183ZM213 256H212V258H216V257H213ZM221 256H220V257H221ZM231 256L229 255V258H230ZM235 256H236V255H235ZM239 256H240V255H239ZM259 256H261V254H260ZM100 257H103V255L101 254ZM104 257H105V259H106V256H104ZM189 257H190V256H189ZM227 257H228V256H227ZM1 258H2V257H1ZM192 258H193V257H192ZM254 258H255V257H254ZM260 258H261V257H259V261H260ZM221 259H222V257H221ZM248 259H249V258H248ZM262 259H263V258H262ZM0 260H1V259H0ZM6 260H7V259H6ZM10 260H11V259H10ZM101 260H103V259H101ZM108 260H109V257H108ZM117 260H119V259H117ZM188 260H189V259H188ZM205 260H206V257H205ZM207 260H209V259H207ZM213 260H214V259H213ZM217 260H218V257H217ZM219 260H220V259H219ZM226 260H227V259H226ZM226 260H225V259L223 260V261H225V264H226ZM232 260H233V259H232ZM113 261H114V260H113ZM176 261H177V260H176ZM211 261H212V260H211ZM214 261H215V260H214ZM221 261H222V260H221ZM230 261H231V260H230ZM230 261H229V262H230ZM245 261H246V260H245ZM247 261H249V260H247ZM7 262H8V261H7ZM11 262H12V261H11ZM118 262H119V261H118ZM121 262H122V260H121ZM169 262H170V261H169ZM183 262H184V261H183ZM189 262H190V261H189ZM195 262H196V261H195ZM212 262H213V261H212ZM229 262H228V263H229ZM231 262H232V261H231ZM236 262H237V261H236ZM240 262H241V261H240ZM261 262H263V260H262ZM261 262H259L258 264H260ZM104 263H105V262H104ZM115 263H116V261H115ZM164 263H165V262H164ZM170 263H171V262H170ZM184 263H185V262H184ZM192 263H193V262H192ZM198 263H199V262H198ZM209 263H210V262H209ZM216 263H217V262H216ZM219 263H220V262L218 261V264H219ZM245 263L247 264V262H245ZM263 263H264V262H263ZM0 264H1V262H0ZM3 264H4V263H3ZM7 264H8V263H7ZM9 264H10V263H9ZM15 264H16V263H15ZM19 264H20V263H19ZM119 264H120V262H119ZM185 264H186V263H185ZM194 264H195V263H194ZM229 264H230V263H229ZM232 264H233V263H232ZM241 264H243V263L241 262ZM251 264H252V263H251Z\"/></svg>","mask_w":264,"mask_h":264}]
</instances>
